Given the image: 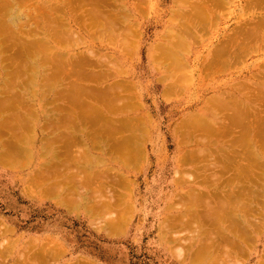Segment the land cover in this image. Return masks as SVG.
<instances>
[{
    "label": "rangeland",
    "instance_id": "rangeland-1",
    "mask_svg": "<svg viewBox=\"0 0 264 264\" xmlns=\"http://www.w3.org/2000/svg\"><path fill=\"white\" fill-rule=\"evenodd\" d=\"M19 1L16 0V3L14 2L12 7H14L13 9H15V10L18 7L19 12H20V14H17L18 16H20L22 14L21 18L19 19V20H21V21H19V23L20 22L22 23V21L26 20L27 24H25L26 21L23 22V24L18 23V26H16L17 29L14 28V30H13V28L9 27L11 31L13 30L12 32L15 33V35H16V32H18L16 36L14 34H13L14 36H12L10 34L11 35L10 38L8 36H10L9 33H12V32H10L9 29H8V32L7 31L0 32V34L3 33L2 37L0 35V38L5 40L4 37L5 36L7 37V39L5 41H1L3 44L0 42L1 45L3 46V49H2L1 48L2 46L0 45V53H1L0 54V70L2 69V66L5 67L4 63H5V65L8 64L11 67H12V65L15 64V66H13V68L15 70L18 68V66H17L18 62L16 60V59H18V57L10 56V54L8 55L9 52L11 54L14 53V55H16V53L19 50V48H17V47L21 46L18 44L19 41L18 42L16 41L17 38H15V37H18L19 36L18 34H20V35L22 34L23 39L26 38V39L30 40L32 35H30V33L27 32V29L29 30V28L32 27L31 33L34 31L35 28L37 29V25L39 23L38 17H40V11H44L43 8L37 6L39 4V2L43 1V0H28V1H25L24 3L21 1L19 2ZM61 1L63 2L65 0H61ZM61 1L49 0V2H51V3H49V4H51V5H49V6H51V8L53 7L52 6L53 3H55L57 5V7L59 8L58 9L57 7H55L59 10V12L57 10V12L59 14L56 12V9H54L57 17L59 15L63 16L64 12H65V10H62L64 8L62 5L63 3H61ZM98 1L99 0H97V5L94 4L95 5L94 7H96L98 10H101V12L103 11L102 14L105 11L110 12V13L109 12L104 13V14H106V17H107V15L110 17L111 14H113V13L115 14V15H112L113 19L111 21L113 23H110L111 25L113 24L114 27L118 26V28H116V27H115L116 29L114 28L115 32H114L113 28H111L112 26L107 24L106 26H108V27L110 26L109 30H110V32H112V34H109L110 33L109 32L108 35H110V36H107V32H108L107 31L106 34L104 33L105 35L104 34L99 35L98 31H97V34L95 35L96 38H95L94 35L90 36L91 33L87 34L85 31H83L84 30L82 28L83 26H81L80 24L78 26L77 24L79 22L76 21V19L71 18L72 19L71 22L68 23V29H70L71 31L73 30V31L77 32L78 38L82 37V40H81L82 42H80V43H83V44H80V43L78 44V41H72L73 43H71V44L73 46H70L68 44V43H70V41H68L66 45L61 44V43L59 44L57 42V43H54L53 46H55V50H61L62 49V51L65 54H70V55L74 54L75 55L76 53L78 54L80 52V55H81L82 53H84V55L82 54V56H84L83 58L85 60H86L85 57L87 56L86 52H88V53L93 52L95 54V56L90 55L91 57L88 56V59L90 58V60L92 61L91 58L93 56L94 58L98 59L96 61L101 60V63L100 62L97 63L96 61H94L97 64H95V63L92 64V62H91V64L93 66L91 65L90 67H92V68L89 67L88 70H90V71L91 70H93V71H95V70L96 71H106L108 73L109 79H107V76H106V83L105 84L111 83V82L117 81V80L120 82L124 81L125 84L126 83L129 84V86H127L128 89L125 88L126 90H128V94H126L127 91H126V93L124 91V93L126 95H129L128 97L132 98V100L131 99L130 100L132 101L133 105H131L132 103H129L131 105V107H129V105L127 107V104H128L127 102L128 101L130 102V100L126 99V101L128 100L126 102L127 103L126 108H124L122 112L121 111L118 113L111 112L108 116V117H111L110 119L112 120L114 125L117 123V121L119 123V119L122 120V118H124L123 120H125V118H129V120L126 119V121H128V124H130L132 126H133V122H135L134 125H135V127L137 126L136 129H134V127H133L135 132L132 131V128L128 129V127H126L127 122L124 121L126 126H124V124H123V126L120 127L122 133H121V131H118V133L117 132H114V133L110 132L111 135L108 134L110 137L111 136L117 137V136H115L116 134L117 135L121 134V136L123 137V136H125L123 134L128 135L132 132L131 137L128 138L129 140L127 139L126 143H125L126 140H124L125 148L130 149V151H128V149H126L128 151V153H127L128 155L123 152L124 154H126V157H125V155L124 156L121 155L122 154L121 151L118 150L120 152V156L118 153L117 154L118 159L116 158L117 161L114 158V162H113L112 161L113 159L111 160V158H112V155H115V154L112 153V155L109 157V154H106L107 152L104 153L105 155H103L102 152L100 151L103 149V147H107L106 145H104L105 143H103V141H101V143H99L101 149L98 150L99 148L98 149L96 148V144L98 143L99 140L98 141L96 139L93 140V138L91 140L90 139L91 137H90L89 141H93L96 144L94 145L95 146V149H94L93 148L94 146L93 147L91 146V144H93V142L90 144V142L88 141V146H90V147H88L90 149L89 155H92V156L94 155L97 157L100 156V158L103 161L105 160L104 162H107V161L108 162L105 165L103 163H102L103 165L100 163L102 166L100 164H99L100 166H98V164L95 165L94 159H90V160H93V162L91 161V163L94 164L93 165L90 163L92 166L91 167L90 164L85 166L84 163L86 162V158H85V162L82 161V163L84 164V168L85 169H87V168L89 169V167L93 168V169H91L92 171H94V170L97 171L98 169H101V170L107 169L105 167H109V169L115 168V170H113V171H115L114 173L112 170L110 171L108 169L110 171V173L108 172V170H106L109 173V175H107L108 173L105 172L107 174H105L106 176L104 175L103 178H102L103 174L98 175L99 173L97 172L98 178L101 176V178H100L101 181L106 179L103 182H100V180H98V178H94L97 175H94L93 173H91L92 175H94V177L92 176V178H94V180L97 179L98 181H96V180L94 181V180L90 179L91 182L94 183L93 188H92L93 190L96 191L95 186H97V183L101 184V186L98 184V187L100 186L101 188L104 189V191H103L104 194H101L103 192L100 193V195H103L102 201H104L105 200L104 197H106L107 200H105V201L107 202L109 199V201L110 202L112 201V203L114 205L111 204L110 207L107 206L108 208L105 209L106 206L104 204H102L103 202L101 201V203H99L100 201H98L101 199H98V198L97 199H93V198L89 199L88 194H92V193H90L91 192L90 190H92V189L88 188L89 190L87 191L86 186H88V184L90 185L91 182L89 180L90 183L86 182L88 184L86 186L85 185L82 186L81 185L82 183L80 182L81 180L79 181V179H78L79 176H77V175L79 173L80 178L82 179V177H84L83 180L85 181L86 180L85 177L88 174H89L88 176H90V173H88L90 171H88V169L84 171V169L82 168V170L84 172L83 171L78 172V170H76L75 168L79 169L78 167H80V168L83 167V164L79 163V164H82L80 166H78L79 164H77L76 166H78V167H76L74 165L75 160L78 161V159L76 157L81 152L83 153L82 149H81V151L77 149L78 143L77 144L73 143V146H69L66 142H64L65 144H63V141L58 139V141H59V143H58L57 139H55L59 145H60V142H62L63 147L68 145V147L71 148V150H70V148L68 149L66 147V149L70 150L69 154L70 153L72 154V151H74L73 152V155H74L76 150H78L76 152V155L73 156V161L71 160L72 158H70L72 155L69 157V154H68V157L70 159L68 157H67L68 159H66V155L64 157L66 160H71V162H73V164L71 163L72 165L69 164L70 166L68 165V166H66L67 168L66 167L65 168L66 169L69 168L68 172H70V173L72 172L73 174H77V175L74 176L72 174L69 179L66 178L67 180L62 181L63 179H65L63 176L69 177L68 175H70V174L67 173L66 169H63L66 171H62V172H65L67 174V176H66V174L64 175V173H63V175H61L62 174L61 172H60L61 174H59V173L57 174V172L61 169L60 167H62V166H60L63 164L62 161H66L65 159L62 160L63 157L61 156L65 153H60L61 150L64 151L65 148L60 149L62 147L59 148L58 144L55 143V141L52 142V140L49 139L50 136H52L51 131L52 132L55 131L53 128L55 125H53L51 127L49 125V123L54 124V122L52 120L57 119L58 115H60V114L64 116V114H62V113L65 112V110L63 112L62 111L60 112V111L55 110L54 108L57 107L59 102L61 103L65 97H62L63 99L61 101L59 100L56 102L54 101V99L58 100L57 97L60 96L59 94H60V91L62 90V88L64 87L63 84H65V81L60 80V81H58L60 83L56 82V83H58V84H56L57 87H55L54 86L55 83H53L54 89L52 88V90H51V92L53 91L52 93H50L49 89H47L48 90L47 92L46 91L44 93L42 92L45 95V96L43 95L44 98L42 99V101H39V99H37L36 97L35 98L31 97L32 96L31 93H28L29 89L27 88L28 90H26V88H25L26 80H24L25 83L23 81L21 82V84L23 83L22 85H19L20 82L17 83L18 84L17 86H16V83H14L15 87H17V89L15 88V90H18V91H16V94L21 93L20 95L23 97L24 96V95H22V92H23V94H25L24 97L27 99L26 103L28 101L29 102L27 104L26 103L24 104V102L18 103V101L17 102L11 101L13 103V105L23 104L25 108L23 107L24 108L23 109L22 106L20 105L21 106L20 108L17 107L18 112H17V108L15 109L16 110L15 112L14 111L12 112L11 110H9L11 113H14V114L18 113L17 117L12 116V114L10 113L11 119H9V120L8 119L6 120V118L9 117V116H7L9 111H7V110H6L7 112L3 111L4 114H2L3 112L0 113V120L2 119L3 123H4V121L5 122L7 121L6 123H8L10 125V123L8 121L11 122L13 120L12 118L14 117L16 120L20 119L19 122L23 123L22 119L20 118V116H22V115H19V113L20 114H26V112L28 113L32 109L31 115H32V112H34L35 116L34 115L31 116L33 118H32V120H30L29 123H27V129H25L24 127H20V129L23 130V131H20V133L26 132V133H23V134H26V137H27V135L28 136L34 135V136H32L34 139H32L31 137H30V139L28 137L29 140L27 139L29 142H31L33 140L32 141L33 144L31 143L32 145H29L31 148L28 146V148L31 149L33 156L32 157L31 156L30 157H27V156L15 157L16 158L15 160L14 159L9 160V157H8V160H6L3 155H2V158L0 157V228L3 227V229H0V232L2 230V232L0 233V264H12V263L16 264V262H18L17 264H28L29 262H30L29 264H32L33 262H34L33 264H192V263L193 264L194 263L195 264H201V262L203 261V260H201L202 258L200 257V255H196V257H195L194 251L198 253L199 249H201L203 247H206L208 249L209 244H208L207 240H209L210 242H213V245H214V242H215V244L218 242V241L217 242L215 241V240H218V238H215L216 235L218 236V232L216 231L217 234L213 235L214 234L212 231V230H214L213 228H215L216 226L221 227V225L228 224L229 223L228 219H229L230 215L226 216V215H228L227 213L230 212L231 208L234 209L235 206L239 208L240 207L239 205L241 203L239 204L238 202L236 203L234 201H233V203H231V205H230V203H228V200L231 201L230 200L231 195L229 196V194H227V190H225V189H227V186H225V185H226V182H228L230 180V178H229L231 175L230 171H229L230 175L228 174L229 176L227 175L228 176L227 178H225V177L223 178V179H225V184L223 183V179L220 178L219 180H217V183L214 185L213 182L216 181L217 178H215L213 180V176H210L208 178L209 181H210V178L213 180V181H210L214 185L213 187L211 185V188H209L210 185L209 186H205V184L200 185L199 184L200 181L198 182V184L197 183L191 184V182H189V181H191V177L189 179V176L193 177V175L196 174V171L194 170L193 166H195L194 165L195 162L197 163V164L196 163L195 164L198 165V161L196 159H195L196 161L194 159L189 160L190 159L189 156L187 155L188 156V159H187L186 158L187 156H185V155L188 154L189 151H191V150L196 151L195 149L200 148L201 145H205L206 148L207 147H211L212 149L214 148L213 152L216 150V152H214V153H215V155L219 156L220 155L219 153L216 154L217 150H218L216 147L220 146L221 145L220 143H222V142H224V145L225 144L228 145L227 142H229L228 138H230V135H226V136H228V138L226 136L225 137L221 136L223 139L225 138L223 141L220 139L221 138L220 136H219V138H218V136L217 137L213 136L215 140H216V138H218L220 140L217 139L219 142L216 140L218 143L215 142L216 144H212L213 137L212 138H210V137L206 138L207 135H205V137H204L205 133L201 135L200 133L198 134V132L195 133L193 131L196 127L195 125L192 126V128L195 126L192 131H191V129H190V131L188 130L190 133L191 132L195 133V134L192 133L193 136H192V134L190 135L193 139H191V137H190V139H187L186 136H189V132L187 130L184 131L186 126L184 128H180L179 125H178V127L176 125L180 121H183L184 120L183 118H185V117L191 118V116H192L191 114H195V116H196V117L194 116L195 119L193 117V120H196L193 122H197V120H199L200 115L203 117L206 116L207 123H208V120L211 121L210 123H208V125L211 123L213 124L212 119L216 121V118H217L218 122L219 121L223 122V120H221V119H223V117H224L223 115H227L226 113L222 115L220 112H216L215 110H213V112L209 111L210 107L212 108L211 105H210V107H209V105L207 106V108H209L208 109L209 112L207 111V109H205L206 112L204 109H201V108H204L208 104L207 101L209 99H211L212 97H215V95L217 97H218V95L220 97L221 96L224 97V95L221 93V92H223L224 89L229 91L231 89L230 86H232L234 84L236 85V82H239V81L243 82V81L247 80V78L249 79L250 77H252L253 73L255 74V78H257L258 81H264L263 80L264 79V75H263L264 74L263 73L264 68H262V67L259 68L261 64L264 65V51L262 50L263 47L260 48L261 46L258 47L257 49L253 48V50H250L248 53H242L244 57L242 56V54H239L240 56H237V57L238 58L241 57L240 59H238L237 57H234L235 60L230 59L231 61L228 62V65L223 67V70L218 69V71L214 70L215 72L211 71V72L205 73V72H203V69L198 70V67L196 66V65L201 63L199 61L203 60L204 57H206L207 54L212 51V49L215 47V45H216V48H218V47L220 48L222 46V47H225L227 49H230V46H229L230 43H228V42L233 43L231 40L233 38L228 40L229 39V36H228V39L226 40L225 36L227 35V33H229V35H230V33H232V31H231L232 28L235 29V28L239 27L238 23H239L240 19L238 18V16H241V14H244L241 16V18H249L252 20L256 19L259 16L263 17L264 16L263 15L264 14V10H263L264 7L261 6V7H263L261 9H259L260 7H254V9L251 7L252 12L250 13V10L243 8L245 6V4H244L245 0H224L225 5H221L222 0L221 1L219 0L220 2H217V0H211V2H213L214 4L209 2V4H208L209 7H211L210 6V4H211L212 8H213V5L216 6V3H218L217 6L215 8H213L214 11L217 9L215 11V12H217V13H215L216 18H212L213 19V21H212L211 15H208L209 20H208V22L205 23V25L207 27L204 26L201 29L202 31L200 29L194 28V26L191 24L189 26V28H190V30L193 31V33H194V30L196 31L194 33V34H196V36L192 35V31L190 32V30H188V31L186 30L187 32H190L189 34L183 30L184 33L186 32V35L189 36V37H186V39H188L189 41L188 40L183 41V43L184 42L186 43V44L185 43L183 44L186 48L181 47V48L185 49V51L183 49L179 48V46H177L179 49L178 48L175 49L174 48L175 46H173V49L176 50V53L173 50L172 54L173 55L176 54L175 57L177 59L180 56L182 61H179L178 63L183 62V63L179 64V67H180V65H182V66H186L187 68L186 67L181 68L180 72H182V76H180L179 67H175L176 66L175 65L174 70L176 68H178V69H176V70H178L177 72L175 70V75L177 73V74H179L180 77L178 75L175 76L173 74L177 78H175L173 76L172 77L173 80H172L170 78L171 76H167V75H170V73H168L169 70H167V67H166L167 65H165L166 62L163 61L166 58H164V59L162 58V56L166 54V53L163 54L165 52L164 50H166L164 47H166V48L171 47V42H170L171 38L169 36H170V34H172V32L177 37L178 36H180V38L182 37V31H181L182 28H179L180 26H177L178 24L183 22V19L185 18V14L181 13V12H183L184 9H187L186 6L187 7L189 6L188 8L190 9V8H192L191 6H193V5L190 3L191 4V6H190V4L188 3V0H187L188 4L186 3L185 5L182 3V2H184L183 0H181V2H180V0L179 1H177V0H140V1L139 0H109L111 3H109L107 0H101L103 2L102 4L100 3V1L99 2ZM104 1L105 2L107 1L108 3H105ZM137 1H138V4L136 6ZM176 1H177V3H176ZM178 2H180V4ZM185 2H186V0H185ZM64 3H66L68 5H73V7L68 6L67 9L69 11L74 10V12L76 14H77V11H79L78 8H80V6H81V3H80V5L78 3H76V5H74L75 3L73 1L67 2V0H66ZM89 3H90V1H89ZM94 3H96V1H94ZM181 3L185 7L182 6ZM16 4H18V5H16ZM87 4L88 3H86V5ZM103 4H105V5H103ZM108 4H110V6ZM175 4H177V5H175ZM222 4H223V2H222ZM227 4H228V6H227ZM78 5H79V7H77ZM92 5L93 4H91V6ZM91 6H89V4H88L87 6H84V7H87L88 10H91V8H90ZM99 6H100V8H99ZM221 6H223V7H221ZM82 7H83V5L81 6V8ZM176 7L179 8L180 12L178 11V9ZM212 8L210 9L211 11H213ZM255 8H256V11H254ZM83 9L84 8H82V11H83ZM87 9H85V10L88 13ZM171 9H173V11L174 10L175 11L173 12V11H171ZM257 9H259V10H257ZM176 11H177V13H176ZM244 11H246V12L248 11V13H250L249 17H247L248 15H246V13H244ZM55 12H54V14H55ZM72 12H70V13H72ZM74 12L72 13V16H73ZM119 12L121 15L124 14L127 17L122 16L123 17L122 18L121 15L119 14ZM123 12H126V14ZM172 12L174 13V17H173ZM178 12H179V14H181L179 16L182 18H183V14H184L183 19L178 18V16H177ZM116 13H117V15H116ZM3 14L6 15L5 12ZM79 14L80 13L78 12L77 16ZM83 14H81V15H83ZM7 16L8 15H6L4 17L5 20H6ZM27 16H29L30 18H27ZM254 16H256V17H254ZM114 17H118L119 20L117 18H114ZM169 17L172 19L169 20ZM212 17H213V15H212ZM62 18L64 20V17H62ZM173 18H175V21L173 20ZM177 18L179 21L177 20ZM29 19L31 21H29ZM120 19H122L123 21ZM101 20H102V18H101ZM124 20H126V21H124ZM168 20L171 22H169ZM117 21L120 22V24ZM121 21H122V23L126 22V26L124 23L122 25ZM211 21H212V23H211ZM28 22H31V23H28ZM174 22H176V23H174ZM114 23H116V24L114 25ZM129 24H130V26H129ZM27 25H28V27H26ZM34 25H36L35 28H34ZM120 25H122V26H120ZM8 26H10V25H8ZM38 26H40V23ZM127 26H129L131 29H133V27H134V29H133L134 35L132 34L131 29L128 28ZM234 26H235V28H234ZM18 27H19V29H18ZM123 27L124 28L126 27L127 30L130 29V31H128L129 33L126 32L127 30L123 29ZM119 28H121L122 31ZM169 29L176 30L175 33L179 32L180 35L175 34L174 31H171V30H170L171 33L168 32L169 35H168V33L166 35V32L169 31ZM35 31L33 33H35ZM37 31H38V29H37ZM122 32H123V35H124V33H125V35H127L126 39L128 38L129 40H132L129 42L127 39V41H128L127 46H130V47L133 46L132 47L133 49L129 47L132 50L128 49L127 53L124 51L125 49L122 50V45L120 43V41H122L120 39L122 37ZM7 33H8V35H4ZM94 33H96V32H94ZM126 33H128V34H126ZM184 33H183V35L185 36ZM190 34L195 38L193 39V37L190 36ZM36 35H37V37H41L42 33H41V36H38V34H36ZM119 35H121V37ZM27 36L28 37L31 36V37L28 38ZM135 36H137V38L134 39ZM167 36L170 39L167 38ZM13 37L15 38V40H13L14 39ZM114 37H115V39H114ZM21 38H19V39H21ZM34 38L36 39L35 36H33L31 39L33 40ZM223 38H225V40H223ZM2 39H0V40H2ZM116 39H118V40H116ZM174 39L175 38L173 37V40ZM83 40H84V42H83ZM13 41H14V43H13ZM24 41H27V40L24 39ZM222 41L224 44L225 43H227V44L223 46V44H220V42L222 43ZM28 42H30V41H28ZM160 43L162 45H160ZM166 44L168 47L166 46ZM178 45H179V43H178ZM217 45H219V46H217ZM161 46L162 47L164 46V47L162 48ZM65 47H67V48L65 50H63V48H65ZM153 47L155 49L154 51H153ZM5 48L8 50V52H7V50H4ZM15 48H16V51H15ZM127 48L128 47H126V49ZM151 49H152V51H150ZM156 49L158 50V53L160 52L159 57H161V59H162L161 63H159V64H157L156 61L155 62L151 61V55H153V53L156 51ZM161 49H163V50H161ZM180 49L183 50V52L180 51ZM186 49H187V51H186ZM254 49H256V50H254ZM1 50H3V52ZM260 50H262V51H260ZM30 51H31V49H30ZM178 51L180 54L178 53ZM188 51H189V53H188ZM85 53H86V56H85ZM156 53H157V51L154 54H156ZM5 54L7 57L10 56L9 58L10 59L12 58V59L11 60L5 59L6 58L4 56ZM229 54H230V51H229ZM21 56L22 55H20V57H19L21 59V60L19 59V61H22V62H21V64L19 63L18 65H20V68L22 70L18 69L17 71L21 75L23 73L24 77L25 76L29 77L30 76L29 75L30 74L29 73L30 72L29 67L23 66L24 69L26 68L25 71L21 67L22 64L23 65L26 64V63L24 64V62H25L24 56H22V57ZM14 57H15V59H13ZM163 57H167V55L163 56ZM60 58H59V56L57 57V59H60ZM1 59H3V60H1ZM55 60H56V58H55ZM102 60H104V61H102ZM56 61L58 62V60H56ZM159 62H160V60H159ZM167 62H170V61H167ZM99 63L103 64V65L100 66ZM184 63H186L188 66L186 64L183 65ZM98 64L100 67L98 66ZM161 64H163L165 66H163V65L159 66ZM9 66H7L8 69H6V67H5V70L7 71V73L6 72L5 73L6 74L9 73V77H11L12 73L14 74L15 71H14V69L11 71L10 70L11 67H9ZM96 66H98V67H96ZM168 68H169V66H168ZM185 68H186V71H191L190 73L189 72L187 73L188 76H187V74H185L186 73V71L184 70ZM189 68H191V70ZM163 69H165V70H163ZM194 69H196V70H194ZM19 70H20V72H19ZM9 71H11V73ZM47 71H49V69ZM47 71H45V72H47ZM259 72H260V74H259ZM261 72L263 75L262 78L260 77ZM15 74H17V73H15ZM20 74L18 75L19 78H20ZM111 75H112V77H111ZM18 76L15 77L16 80H19ZM163 77L166 78L165 82H164ZM168 77H169V79H168ZM178 77L180 78V81H179ZM181 77H183V78H181ZM174 78L177 80L178 84H176V90L174 89L175 90L174 94H173V92H172V94L170 92V95H169L168 91L165 90V87L170 82H174V85H175V83H177V82H175ZM26 79H28V78H26ZM20 80H22V79L20 78ZM84 80L82 81V83L85 82V84H88V86L91 85V87L93 86V88H94V86L96 87V83H93V82H96L95 80H92L93 82L88 81V80L91 81V79H88V80L86 79L85 81ZM99 80L97 79V81H99ZM4 83H5V81L4 80L1 81V79H0V87H2L4 85ZM85 84H82V85L85 86ZM65 86H66V84H65ZM13 87L14 86H12V88ZM18 87H20V88H18ZM2 88H6V86L4 85ZM10 89H11V87H10ZM10 89H8V91L5 90L8 92L7 93L4 91V89L1 90V88H0V90L2 92L4 91L3 92L4 94L0 91L1 101H2V99H5V98L11 96L9 94H11L13 91H15V90L11 91ZM20 89H22V90H20ZM44 90H46V89H44ZM58 90H60V91H58ZM162 90H165V91H162ZM54 91H56L55 95H57V92H58L57 96H53ZM218 91H219V93H218ZM46 93H47V96H46ZM121 93H123V91H121ZM6 94H8L9 96H7ZM27 94H28V96H27ZM164 94L169 95V97H165ZM123 95L124 94H122L121 96H123ZM211 95H213V96H211ZM3 96H6V97H3ZM210 96H211V98H208ZM125 97L128 98L127 96H125ZM60 99H61V97H60ZM66 99H64L63 101H65ZM51 100H52V102H49ZM67 100L65 103L70 102L69 100L67 102ZM123 100H125V99H122V101ZM47 101L50 104L45 103ZM205 101H206V104H205ZM118 103H119V101H118ZM28 104H30V105H28ZM47 104H48V106H47ZM70 104H72V103H70ZM134 104H136V105H134ZM25 105L28 106V108L30 106L31 109L29 108V109H27L28 111L25 112L24 110L27 108ZM32 106H33V108H32ZM50 108L54 109V110L53 109L50 110V111H52L51 114L49 113V110H48ZM71 108H73V109L75 108V110H77V111L79 110V109H77L78 107L77 106L75 107L74 105H73V107L71 105ZM41 109L46 111V115H44V116H47V118H48V116L49 117L53 116L54 119H53V117H51V118H49V119H51V121H49V120L44 121L43 118H45V117H42L41 115L39 116V114H38ZM210 110H212V109H210ZM227 110H228V108H226V111ZM35 111H36V114H35ZM37 111H38V113H37ZM219 111H221V110H219ZM261 111H262L261 112L262 115H264L263 114L264 110H261ZM5 113H7V114H5ZM197 113H198V119H196ZM211 113L213 115L215 113L216 115L213 116ZM218 113H220L223 117H220L221 115ZM222 113H224V111H222ZM228 113H230L229 110H228ZM256 113L257 114H253L254 116L251 114L247 117V118H251V119H249V121L250 120L253 121V119L255 117H258V116H255V115H259L258 112H256ZM188 114H189V116H188ZM37 115L39 118L37 117L36 119H34V117H36ZM262 115H259V116H262ZM218 117H220V119H218ZM131 118L132 119L135 118V119H133L134 120L133 122H132ZM136 118H137V120H136ZM139 119H141L142 121H140ZM16 120L13 121V123H11V126H10V128L12 127L11 129H9V127H7L9 129V131H8L9 134H13L14 130H17V126L16 127H15V125L12 126L14 124V122H16ZM80 120L81 119H79V120L75 119V121H74V119H73V120H71V122H69V125L70 126H72L73 124L75 125L78 121V123L80 125L78 127V130L80 128V130L82 131V129H85V126H84L85 121L83 120V124L81 123L83 126L82 127L80 124V122H82V120L81 121ZM190 120L192 121V119H190ZM47 121H49V123ZM201 121H203L204 123L206 122V120H203V119ZM225 121H227V120L225 119L224 122ZM19 122H18V124H20ZM108 122H110V120ZM85 123H86V127L91 126L89 124L90 122L89 123L85 122ZM45 124H48V125L45 126ZM65 124L68 125V123H66V122H65ZM106 124H105V127H107V131H108V126L110 124L108 126H106ZM180 124H181V122H180ZM43 125L45 128L43 127ZM76 126H78V125H76ZM189 126H191V125H189ZM189 126H187L186 129H189ZM210 126H213V125H210ZM4 127H2V130H4L3 129ZM28 127H29V131H28ZM32 127L35 130H33ZM89 127L87 128V130L89 129ZM98 127H100V126L98 125L97 128ZM110 127H112V123H111ZM129 127H131V126H129ZM231 127H232V129L234 128V130L236 131L237 134L241 133L240 131H238V130H240L239 126L235 125V127H233V126H231ZM0 128H1V126H0ZM13 128H14V130H13ZM46 128L48 129V131L46 130ZM51 128H53V129H51ZM58 128L60 129V127H58ZM137 128L140 131L136 132ZM179 128L183 129V131L185 132V133H183V136L185 138H183V136H181L182 134L179 135L180 134L179 132L182 131V130L181 131L178 130L179 131L178 132L177 129H179ZM212 128H215V127H212ZM212 128H210V129H212ZM41 129H43V131H42L43 133L46 131L45 134L47 133L46 135L49 137L47 139H48V141L50 140L51 145H52V143L53 144L55 143V145L57 144V147L55 145H52L53 147H52V149H50L51 151L49 150L50 151L49 153L46 149H44L46 151L43 152L42 154L40 153L41 151L38 152L39 148H40V144H41V142H43L42 140H40V136H41L40 130ZM24 130H27L28 133H27V131H24ZM130 130H131V132H130ZM241 131H242V129H241ZM10 132H12V133H10ZM78 132L80 133V131H78ZM1 133H4V132H0V134ZM15 133H16V131H15ZM186 133H188V135ZM17 134H19V132H17ZM17 134H15V135H17ZM23 134L21 133L20 137ZM1 135H5V134H1ZM5 136L7 138H8V136L10 137V135L7 136V133ZM5 136H4L5 139L1 138L2 141L0 140V152L4 149H7V147L6 148L3 147L4 149L1 147V146H5V144L3 142V141H6ZM132 136H133V138H132ZM209 136H211V134ZM106 139L107 138H105V140ZM112 139L114 141V139H116V138H112ZM118 139H120V137L117 138L116 140H118ZM122 139H124V138H122ZM130 139H132V140L130 141ZM195 139H197V142L195 141ZM198 139L200 141L205 140V139H210L211 141L206 140V141H209L208 144H206V143L203 144L205 141L204 142L202 141V143L201 142L199 143ZM95 141H97V142H95ZM108 141H109V139H108ZM129 141L131 144L128 143ZM225 141H226V143H225ZM255 141H256V143L260 142V141H258L257 138ZM106 142H107V140H106ZM69 143H71V145H72V142H69ZM256 143L254 144V145H256L255 148H258L259 145ZM81 144L82 143H80L78 146L80 147ZM14 145H15L14 149H16L15 148L16 144L14 143ZM222 145H223V143H222ZM85 146L83 144L82 147H85ZM116 146H115L114 150L119 149L118 148L119 146L117 148H116ZM12 147L8 148L9 151H10V149L14 150ZM49 147H51V146H49ZM123 147H124V145H123ZM74 148H76V150ZM211 148H208V150ZM57 150H60V152ZM116 150L114 152H116ZM211 150H210V153H211ZM53 151L54 152L56 151L61 155H59V156H58V154L54 155V157H55L54 158L53 155H51V154H56V152L53 153ZM12 152H14V151H12ZM16 152H17V150L14 152V154ZM64 152H66V151H64ZM213 152L211 154H214ZM16 154L18 156L20 155L19 153H16ZM66 154H67V152H66ZM215 155L213 157H212V155L209 156V157H212V160H210V162L215 160V159H213L215 157ZM57 156L59 158H56ZM241 156H243V155H241ZM182 157L183 158L185 157L186 160H185V158L182 159ZM60 158H61V160H60ZM206 158H208V156ZM216 158H218V157H216ZM52 159L56 160V162L58 159L59 165H58V163H57V165H55L56 162L54 163V161H52ZM80 159H82L81 156H80ZM119 159L121 162L119 161ZM236 159H237V161H238V159H240L239 162L242 161L243 164L246 162V159H243L240 157L236 158ZM241 159H243L245 161H243ZM202 160H204V164L206 162H209L207 159L205 161V159L203 158L200 160V163L202 162V164H203ZM216 160H218V159H216ZM221 160L222 159H220V161ZM227 160H226V162H223L224 164L223 163L219 164V166L220 165H222V166L223 165L224 166L230 165L229 161L231 159L229 161H227ZM59 161H61V163ZM87 161H89V160L87 159ZM99 161H97V162L99 163ZM262 161L264 162V157L261 159L260 162H262ZM68 162L70 163V161H68ZM78 162H76V163H78ZM89 162H87V163H89ZM185 162L187 165L185 164ZM218 162L216 161L215 163H217V165H218ZM227 162H228V164H227ZM261 164L264 165V163H260L259 165L257 164V167H255L254 175H255V172L257 174L255 175L254 181L250 183L253 185L250 188L251 189L250 191H252L251 192L252 196L250 198H248L247 195L246 196L244 195V197H243V194H242L238 197L241 202H244L243 209H246V207H250L249 209H251V210H249V212L247 214V217H248L247 221L249 220L252 225L249 224L250 222L245 221L246 220V218H245L246 216H245L243 218L244 219L243 225L239 224L242 227H237V228H243V226H245L246 229L248 228V230H249V231L247 230V232H246L247 234H245V237H244L245 240L243 239L245 243L243 242L242 239L240 240V243L237 242L238 243L237 249H240V247H241V249H243V250L240 249L241 251L239 253L237 252L238 255L237 254L231 255V256L229 255L230 257L225 255L226 258H223L224 256L221 257V256L215 254L216 253L215 252L214 253L215 255H213V254L210 255V257L211 256H213V257L210 258L208 256L209 257L208 259L210 260L209 264H220L219 261L221 262V260H223V259H226V260H223L221 263H224V261H225L224 264H226L227 260L229 258L231 261L228 260L227 264H264V255H263V252H264V250H263L264 249V167ZM42 165H44V167L45 166L46 167L41 168L40 166H42ZM48 165H50V166L48 167ZM73 165L75 166L74 167L75 171H72ZM52 166H56V168H57V166H60V167H58L60 169L57 168L58 169V171H57L55 169V167L53 168ZM226 167L231 168L232 165H231V167L230 166H226ZM258 168H261V172L259 171L260 169L258 170ZM38 170L40 172L43 170L41 173H43L45 171L43 174L38 172V175L40 173L41 176H43L46 172L48 174V171H46V170H49L51 173L50 177L53 174L54 177H55V175H57L56 177L60 178L59 175H61V179H56L52 176V178H54V179L51 178V180H50L49 179L50 177L48 175L49 180L47 179V177L45 178L47 182L43 181L44 178L41 181L40 180L41 178L40 179L38 178V177H41L40 175L38 177L34 176L35 173L37 175ZM51 170H55L56 172L53 171V173H52ZM214 172H217V171H214ZM101 173H104V171ZM197 173H199V171H197ZM217 173H219V172H217ZM112 174H114V175H112ZM191 174H193V175H191ZM212 174H214V173H211V175ZM226 174H224V176H226ZM196 175L200 176L201 174L200 175L196 174ZM217 175H220V173ZM257 175H258V178H256ZM88 176H87V179H88ZM110 177H112V178H110ZM217 177H219V176H217ZM221 177H223V176H221ZM33 178H36V180L37 179L40 180V181L37 180L38 183L41 184V185H39V187L36 186L37 181ZM89 178H91V177H89ZM198 178H200V177H198ZM76 179H78V182H80V184L78 185L79 188H77V185H76L77 182H75V181H77ZM188 179H189V181H188ZM256 179H257V183L255 182ZM68 180H72L71 182L74 181L76 183L75 184L73 182L74 188L77 189V191H78L77 193L73 192L75 190L74 188H73L74 189L73 191L69 190L68 185L70 187V184H72V183L68 182ZM220 180L222 181L224 188L221 185L220 190H218V192H220V193H218L217 191H215L217 189H215L214 187L218 188L217 186L219 184H222V183H218V181L221 182ZM33 181L36 183H34ZM56 181H59V182H56ZM107 181H108V183H107ZM120 181H122L123 183ZM44 182L46 183V185ZM53 182H54V184L57 183L56 185H58V187H56V185L52 186L51 184ZM105 182L107 184H105ZM109 182H111V183H109ZM201 182H204V181L202 180ZM113 183H116V185ZM206 183L208 184V181ZM118 184L119 185L121 184V186H119ZM49 185L52 186L53 190H49V188H48ZM80 185L83 188H81ZM54 186H55V189L57 188L56 191H54L55 190L53 188ZM63 186H65L66 188L64 189ZM71 186H73V185H71ZM84 186L86 187L85 189H84ZM108 187L110 189H108ZM111 187L113 189H111ZM70 188L72 189V187H70ZM192 188L193 189L195 188V190H194L195 192L200 191L201 193L203 192V189H204L205 193L206 194L208 193L207 195H209L208 197H210V198L212 196L211 194L214 191H215L214 195L219 194V196H220V194L221 195L227 194L226 196L228 197V200L225 199V197L223 195L222 196L224 198H221L222 196H220V198H219L222 200L223 199L227 200L226 204L229 205V206H227L225 204L226 205L225 207L227 209H224L225 207L223 208L222 205H219L221 207L218 206L219 210L221 208V209H224V211L228 210V207H229V212L227 211L226 214L224 213L223 210H221L222 213H224L223 216H222V213L219 214V211L217 213L219 215L217 216V214H216L217 218L218 217L220 218V216H222L221 221L219 222L220 225L218 224L217 220H216L217 223L214 222L215 217H214V220L212 219L213 221L210 219L211 218L210 216L208 217V215H211L212 213L209 214L210 212H207V210H206L207 207L206 208L204 207L205 203L206 202L209 203L210 199L208 201L205 200L203 202V204L202 203L201 204L198 203L199 205L195 204L198 207H202V209L198 208V207H193V209H192V210L198 209L199 211L201 209V211H203V212H200V213L201 214L204 213V215L207 214L206 216L210 220L205 219L204 217H206V216L201 215L199 213V211L197 212L195 210V214H194V212L192 213V210H190V209H189L190 211H188V209L186 208V205L189 204V202H188L189 200L185 196V193H187V191H190V189H192ZM196 188L198 191H196ZM221 188H222V190H221ZM67 189L69 191L73 192L74 194H76L77 197H79V200H78V198H76L78 201H75V199L74 200L72 199V197L73 196L76 197V195H66ZM99 189L100 188H98V190ZM105 189L107 192L105 191ZM85 190H86V192H88V194L85 193ZM44 191L45 192L49 191L50 193L49 192L45 193ZM100 191H102V189H100ZM108 191L110 193L111 192L112 193L109 194ZM116 191H117V193H116ZM210 191L211 192L213 191V192L211 193ZM221 191H223V192H221ZM55 192L58 193L56 196H55ZM225 192H226V194H224ZM73 193H71V194H73ZM82 193H84L83 195L86 194V198H83L85 196H82ZM97 193L95 192V195H98L97 197L102 198V196H99V191ZM49 194H52V196H54V197L49 196ZM206 194H204V195H206ZM95 195L93 194L91 197H93ZM204 195H202V196L204 197ZM216 196H215V198L219 197V196H217V197ZM206 197L207 196H205L204 199H206ZM208 197H207V199H208ZM183 198L185 200H183ZM115 199H117V200H115ZM95 200H97V201H95ZM200 200L203 201L202 198ZM201 201H197V202H201ZM66 202H68V203H66ZM77 202H79V203H77ZM92 202H93V204L96 203L95 204L96 206L91 204L93 209L91 208V206H89L90 203H92ZM210 202H212V199ZM98 203H99V205L97 206ZM213 203H215V200H213V202L210 204V206H212ZM216 203H217V201H216ZM220 203H222V202H220ZM118 204H119V206H118ZM232 204H234V206H232ZM88 206H89V208H88ZM213 208L214 207H212V209ZM217 209L215 208V210H217ZM239 209L242 210L241 207ZM90 210H93V211H90ZM94 210H96V211H94ZM204 210H206V211L204 212ZM246 211H248V208H247V210H244V212H246ZM95 212H96V214H94ZM189 212H191L193 215L192 214H191L192 216L189 215L190 214ZM216 212H214V213H216ZM185 213H186V215H185ZM242 214H243V216L245 215V213H242ZM240 215H241V213H240ZM121 216H122V218H121ZM190 216L193 218H190ZM213 216H215V215H213ZM223 217H225L227 219H225V218L223 219ZM195 220H199V221L201 220V222L197 221V223L198 222L200 224L202 223L203 226L201 224L198 227H196V225H198L199 223L196 224ZM222 220H223V222L228 220V221H226L228 223L224 222L222 224L221 223ZM118 221L121 223L119 224ZM109 222L110 223L112 222V225L114 223H117L118 225L114 224L116 226L115 228L112 226L110 227L111 224L107 227L106 224H108ZM178 222H180V223H178ZM185 222H187V223H185ZM206 222L207 223L211 222L213 224V226L214 225H216V226L211 228L210 227L211 223H208L209 226L207 227L206 226L207 224H205ZM175 223H177V224L175 225ZM191 224H193V226ZM168 225H169V227H168ZM204 225H205V227H204ZM164 227L166 230L164 229ZM194 227L197 228V230L199 229L198 235H196L198 231H196V229ZM220 227H218L217 230H220ZM192 228H193V231H192ZM202 229H204V230L206 229L209 232L212 231L211 232L212 236H214L215 239L209 234V232L203 231ZM210 229H212V230H210ZM215 230H216V228H215ZM3 231L7 232V233L2 235V233H4ZM112 231L114 233H112ZM187 231L189 234L187 233ZM245 231L243 233H245ZM193 232H194V234H192ZM201 232H202V234H204L203 232H206L205 233L206 238L203 237L204 235L203 236L201 235ZM207 233H208V235H207ZM190 235H191V237H190ZM194 235L197 236V239L194 238L195 237ZM200 235L202 236L201 237L202 239L200 238ZM192 236H194V237L192 238ZM207 236L212 237V239L207 238ZM188 237H190V239L192 238L193 240L192 239L190 240ZM240 238H242V237H240ZM200 239L201 240L205 239L204 241H202L205 244L203 247H202V245H199V243H198L201 241ZM194 240H195V242L193 243ZM191 241L193 244L189 243ZM30 242H32V244H30ZM202 242H200V243L202 244ZM228 244L229 243H226L227 246L226 245L225 246L229 247L230 244L229 245ZM29 245H31V246H29ZM187 245H189V246L187 247ZM7 246H8V248H7ZM177 246H179V247H177ZM210 246H211V243H210ZM3 247H5V248L3 249ZM189 247H190L189 251L186 250ZM196 247H198V248H196ZM39 248H41V249H39ZM178 248L181 250L183 248V250L181 252H179L180 254L176 252V251H179ZM184 248H185V250H184ZM55 251H56V253H55ZM1 252L2 253L4 252V254L1 255ZM181 253H183L184 255ZM209 253H210V251H209ZM22 255L25 259L22 257ZM33 256H34V258H33ZM197 256H199V257L197 258ZM204 256H202L203 258H205L204 263L202 262V264H207L208 262H206V261H209V260L206 259L207 255L205 257ZM35 257H38V258H35ZM193 257H195V258H193ZM39 258L42 260H40ZM195 259H197V260H195ZM26 260H28V263ZM31 260H32V262H31ZM198 261H200V262H198Z\"/></svg>",
    "mask_w": 264,
    "mask_h": 264
},
{
    "label": "bare ground",
    "instance_id": "bare-ground-1",
    "mask_svg": "<svg viewBox=\"0 0 264 264\" xmlns=\"http://www.w3.org/2000/svg\"><path fill=\"white\" fill-rule=\"evenodd\" d=\"M17 1H19V0H17ZM21 2H25V1H28V0H20ZM19 1V2H20ZM59 1H61V0H59ZM66 1V0H65ZM65 1H61V3H63L62 5H63V8L64 9H62V10H65V12H64V15L63 16H56V12H57V10L59 9L58 7H57V5L55 4V3H53L52 4V6L54 7H52L51 8V6H49V5H51V4H49V3H51V2H49V0H43V1H40L39 2V4L37 5L38 7H41V8H43L44 9V11H40V17H38V21H39V23H40V26H38L39 25V23H38V25H37V29H38V31H37V29L35 28V26L36 25H34V31H35V33H31V31H32V27L31 28H29V30L27 29V32H29L30 33V35H32V37L33 36H35L36 37V39L34 38L33 40L31 39L32 37L31 36H29V37H31L30 38V40H28V39H26V38H24L25 40H27V41H24V39H23V36H22V34L20 35V34H18L19 36L18 37H15V38H17L16 39V41L18 42V44L19 45H21L20 47L18 46L17 48H19V50H18V52L16 53V55H14V53L13 54H11L10 52L8 53V55L10 54V56H15V57H18V59H16L17 60V62H18V64L20 63L21 64V62L22 61H19V57H20V55H22V56H24V60H25V62H24V64L25 65H21V67L23 68V70L25 71L26 70V68L24 69V67H29V70H30V76L29 77H27V76H25L24 77V75H23V73H22V75L20 74V73H18V69H20V70H22L21 68H20V65H18L17 64V66H18V68L15 70L14 68H13V66H15V64L14 65H12V67L11 66H9L8 64H6L7 66H9V67H11L10 68V70L12 71L13 69H14V71H15V73H17V74H13L12 73V76L11 77H9V73L8 74H6L7 73V71L5 70V67H6V69H8V67L5 65V63H4V66L5 67H3L2 65V69L0 70V79H1V81H5V83H4V85L6 86V88H2V87H0L1 88V90H3L4 89V91L5 90H7L8 91V89H10V87H11V91H13V90H15V88L17 89V87H15V84L14 83H16V86L18 85L17 83H19V85H22L21 84V82L23 81L24 83H25V81L24 80H26V83H25V88H26V90H28L29 89V92L28 93H31V97L32 98H37V99H39V101H42V99L44 98V92L46 91H48L47 89H49V91H50V93H52L51 92V90H52V88H53V83H55V87H57L56 86V84H58V83H60V82H58V81H60V80H64L65 81V84H66V86H65V84H63L64 85V87L62 88V90L60 91V90H58V91H60V96H58L57 98H58V100H56V99H54V101L56 102V101H61L63 98L62 97H65L64 99H66L67 97L69 98H67L70 102L69 103H65L66 102V100L65 101H63L62 100V102L60 103L59 102V104L57 105V107H55L54 109L55 110H57V111H64L65 110V112H63L62 114H64V116L63 115H58V118L57 119H54V117L53 116H48V118H47V116H44V115H46V111L45 110H40V112L38 113V111H37V113L39 114V116L41 115L42 117H45V118H43V120L44 121H46V120H49V121H51V119H49V118H51V117H53V119L54 120H52L53 122H54V124H51V123H49V121H47L48 123H49V125L52 127L53 125H55L53 128H54V132H52L51 131V133H52V136H50V138L45 134V132L43 133L42 131H43V129L45 128L44 127V125H43V129H41L40 131H41V136H40V140H42L43 142H41V144H40V148H39V151L38 152H40L41 154L43 153V152H45L46 150L48 151V153L51 151L50 149H52V145H55V143H57V141H58V139L59 140H62L63 141V144H65L64 142H66L69 146H73V143L74 144H77L78 143V145L80 144V143H82L81 145L83 146V144H84V146L85 147H82L81 145H80V147L77 145V149L78 150H80L81 151V149H82V151H83V153L81 154H79L76 158L78 159V161L77 160H75V163L76 162H78V163H74V165L76 166L77 164H79V163H82V161L83 162H85V158H86V162L84 163L85 164V166L86 165H89L90 163H91V161L93 162V160H90V159H94V163H95V165H97L98 164V166H100L102 163L105 165L107 162H104L101 158H100V156L99 157H97V156H92V155H89L90 153V149L88 148V147H90V146H88V141L91 139L92 140V138H93V140H99L98 141V143L96 144V143H94L93 141H89L90 142V144L93 142V144H91V146L93 147L95 144H96V148L98 149V150H100L101 148H100V144L99 143H101V141H103V143H105L104 145H106L107 147H103V149L102 150H100L101 152H102V154L103 155H105L104 153H106V154H109V157L112 155V153L113 154H115V155H112V158H111V160L114 162V158L116 159L118 156H117V154L119 153V156H120V152L119 151H121V155H125V157H126V154L128 153V151H130V149H128V148H125V143L127 142V139L128 138H130L131 137V134H132V132H131V130H130V134H123V135H125V136H121V134H114L115 136H117V137H113V136H109L108 134H110L111 135V133L113 132H117L118 133V131H121V129H120V127L121 126H123V124H124V126H126V124H125V122H127V126L126 127H128V129L129 128H132V131H134L135 132V130L134 129H136V127H135V125H134V123L135 122H133L134 120L133 119H135V118H131L132 119V122H133V126L132 125H130V124H128V121H126V119L127 120H129V118H125V120H123L124 118H122V120L121 119H119V123H118V121H117V123L114 125V123L112 122V120L110 119L111 117H108L109 116V114L111 113V112H113V113H118V112H122L123 111V109L124 108H126V104H127V107H128V105H129V107H131V105H133V103H132V98H130V97H128L129 95H126V94H128V90H126L125 88H127L128 89V87L127 86H129V84H125L124 83V81L123 82H120V81H113V82H111V83H107V84H105L106 83V76H107V79H109L108 78V73L106 72V71H93V70H88L89 69V67L93 64V63H95V64H97L98 62H100L101 63V60H99V61H96V60H98V59H96V58H94L93 56H92V61L90 60V58L88 59V56H90V55H94L95 56V54L93 53V52H90V53H88V52H86L87 53V56H86V53H85V58H86V60L83 58L84 56H82V54L84 55V53H82L81 55H80V52L77 54H72V55H70V54H65L63 51H62V49L61 50H55V46H53V44L54 43H61V44H67V42L68 41H70V43H68L70 46H73L71 43H73L72 41H78V44L80 43V42H82L81 40H82V37L81 38H78V34H77V32H75V31H71L70 29H68V23L69 22H71V18H74V19H76V21H78L79 23L77 24L78 26H79V24L81 25V26H83L82 28L84 29L83 31H85L87 34L88 33H91V35L90 36H93L94 35V37H95V35L97 34V31H98V34L100 35H103L104 33L106 34V32H107V36H110V35H108V33L110 32V26H112L111 28H113V30H114V32H115V29L116 28H118V26H113V24L111 25L110 23H113L111 20L113 19V16L112 15H115L114 13L113 14H111V16L109 17L108 15H107V17H106V14H104L105 12H109V11H105L103 14L105 15H103L102 14V12H101V10H98L96 7H94L95 5L94 4H96L97 5V0H67V2L68 1H70V2H74L75 4L74 5H76V3H78L79 5H80V3H81V6L83 5V7L82 8H84L83 9V11H82V8H81V6H80V8H78L79 9V11H77V14H78V12L80 13L78 16H77V14L74 12V10H72L73 12H74V14H73V16H72V11H69L67 8H68V6H71V7H73V5H68V4H66V3H64ZM89 1H90V3L91 4H93L92 6H91V4L89 3ZM94 1H96V3H94ZM100 1V3L102 4L103 2L101 1V0H99ZM98 1V2H99ZM109 3H111L109 0H107ZM105 2V3H108V2ZM140 1V0H139ZM177 1H179V0H177ZM177 1H176V3H177ZM184 2H185V0H183ZM221 1V0H220ZM219 0H217V2H220ZM14 2L16 3V0H0V32H5V31H7L8 32V29H9V31L10 32H12L13 30H14V28H16V26H18V23H19V21H21V20H19L20 18H21V16H22V14L20 15V16H18L17 14H20V12H19V9H18V7H17V9L15 10V9H13L14 7H12L13 6V4H14ZM88 3L89 4V6H91L90 8H91V10H88L87 9V7H84V6H87L86 5V3ZM175 2V1H174ZM180 2H181V0H180ZM180 2H178L179 4H180ZM184 2H182L184 5L187 3V0H186V2L184 3ZM208 2V3H207ZM209 2H211V0H188V3L190 4H192L193 6H191V4H190V6L192 7V8H188L187 6H186V8L187 9H182L183 10V12H181V13H184L185 14V18H184V14H183V18L182 17H180L179 15H181V14H179V8H177L178 9V14H177V16H178V18H180V19H183V22H181L180 24H178L177 26H180L179 28H182L181 29V31H182V37L180 38V36H176V35H174L173 34V32H172V34H170V38L167 36V38H169L170 39V42H171V47H168L167 46V44H166V46L168 47V48H166V47H164L166 50H164L165 52L163 53V54H165V55H163V56H166L167 55V57H163L162 56V58L164 59V58H166V59H164L163 61L164 62H166L165 63V65H167L166 67H167V70H169V72L168 73H170V75H167V76H171L170 78L173 80V76L175 75V70L176 69H178V68H176L175 70H174V66L175 67H179V64H181V63H183V62H180V63H178L179 61H182L181 60V58H180V56L178 57V59L175 57L176 56V50H174L173 49V46H175L174 48L176 49V48H178L177 46H179V48H181V47H183V48H186L183 44L185 43H183V41H186V40H188V39H186V37H189L188 35H186V32L188 31V30H190V28H189V26L192 24L193 26H194V28H196V29H202L204 26H206L205 25V23L206 22H208V20H209V16L208 15H211V19L212 18H216V15H215V13H217V12H215L214 10H213V8H215L216 6H217V4L218 3H216V6L215 5H213V8H212V5L210 4V6L211 7H209ZM222 2H223V4H222ZM225 1L224 0H222L221 1V5H225V3H224ZM245 3V6L243 7V8H246V9H248V10H250V13L252 12L251 10V7L254 9V7H260L259 9H261V8H263L264 7V0H245L244 1ZM41 3V4H40ZM83 3V4H82ZM113 3V2H112ZM182 3H181V5H182ZM187 3V4H188ZM212 4H214L213 2H211ZM10 4V5H9ZM37 4V3H36ZM99 4V3H98ZM100 4V5H101ZM137 4H138V1H137V3H136V6H137ZM239 4V3H238ZM16 5H18V4H16ZM79 5L77 6V7H79ZM103 5H105V4H103ZM109 6H110V4H108ZM107 5V6H108ZM140 5V4H139ZM175 5H177V4H175ZM184 5H182V6H184ZM15 6V5H14ZM180 6V5H179ZM227 6H228V4H227ZM261 6H263V7H261ZM55 7H57V8H55ZM75 7V6H74ZM104 7V6H103ZM116 7V6H115ZM118 7V6H117ZM123 7V6H122ZM185 7V6H184ZM219 7V6H218ZM221 7H223V6H221ZM226 7V6H225ZM99 8H100V6H99ZM109 8V7H108ZM121 8V7H120ZM124 8V7H123ZM183 8V7H182ZM212 8V10L213 11H211L210 9ZM242 8V7H241ZM54 9H56V12H55V10ZM61 9V8H60ZM75 9V8H74ZM77 9V10H78ZM85 9H87L88 10V13H87V11L85 10ZM95 9V10H94ZM176 9V10H177ZM181 9V8H180ZM259 9H257V10H259ZM51 10V11H50ZM106 10V9H105ZM110 10V9H109ZM241 10V9H240ZM245 10V9H244ZM264 10V9H263ZM262 10V11H263ZM55 12V14H54V12ZM171 11H173V9H171ZM175 11V10H174ZM173 11V12H174ZM210 11V12H209ZM254 11H256V8H255V10ZM6 13V15H8L7 16V18H6V20L4 19V17L6 16L5 14H3V13ZM58 12H59V10H58ZM57 12V13H58ZM70 12H72V13H70ZM101 12V13H100ZM116 12V11H115ZM172 12V13H173ZM208 12V13H207ZM24 13V12H23ZM62 13V12H61ZM84 13V14H83ZM110 13V12H109ZM123 13H125L126 14V12H123ZM176 13H177V11H176ZM210 13V14H209ZM213 13V14H212ZM239 13V12H238ZM244 13H246V15H248L247 17H249V14L250 13H248V11L246 12V11H244ZM248 13V14H247ZM25 14V13H24ZM59 14V13H58ZM57 14V15H58ZM81 14H83V15H81ZM108 14V13H107ZM119 14H120V12H119ZM118 14V15H119ZM171 14V13H170ZM262 14V13H261ZM26 15V14H25ZM24 15V16H25ZM110 15V14H109ZM116 15H117V13H116ZM121 15V14H120ZM176 15V14H175ZM212 15H213V17H212ZM240 15V14H239ZM242 15H244V14H241V16ZM245 15V16H246ZM264 15V14H263ZM10 16V17H9ZM122 16H126V15H124V14H122L121 15V17ZM241 16H238V18L240 19V21H239V23H238V26L239 27H237V28H235V26H234V28L235 29H231V31H232V33H230V35H229V33H227V35L225 36V38H226V40L228 39V36H229V39L228 40H230L231 38H233V39H231L232 40V42L233 43H231V42H228V43H230L229 44V46H230V49H227V48H225V47H218V48H216V45H215V47L212 49V51L211 52H209L208 54H207V56L206 57H204V59L203 60H201V61H199V62H201L200 64H198V65H196L197 67H198V70L199 69H203V72H205V73H207V72H211V71H218V69H221V70H223V67L224 66H226V65H228V62L229 61H231L230 59H234V57H237V56H240L239 54H242V53H248L250 50H253V48H258V47H260V48H262L263 47V51H264V16L262 17H257L256 19H254V20H252V19H249V18H241ZM244 16V17H245ZM62 17H64V20H63V18ZM120 17V16H119ZM127 17V16H126ZM172 17V16H171ZM173 17H174V13H173ZM254 17H256V16H254ZM253 17V18H254ZM27 18H30L29 16H27ZM101 18H102V20H101ZM114 18H117L118 20H119V18L118 17H114ZM123 18V17H122ZM178 18H177V20H178ZM104 19V20H103ZM116 19V20H117ZM131 19V18H130ZM170 19H172V18H170L169 17V20ZM5 20V21H4ZM44 20V21H43ZM120 20H122V19H120ZM168 20V21H169ZM173 20L175 21V18H173ZM172 20V21H173ZM7 21V22H6ZM26 21V20H25ZM25 21H22V23L21 24H23V22H25ZM29 21H31L30 19H29ZM74 21V20H73ZM123 21V20H122ZM122 21H121V23H122ZM124 21H126V20H124ZM179 21V20H178ZM212 21H213V19H212ZM212 21H211V23H212ZM44 22V23H43ZM118 22V21H117ZM128 22V21H127ZM169 22H171V21H169ZM8 23V24H7ZM19 23V24H20ZM28 23H31V22H28ZM76 23V22H75ZM74 23V24H75ZM106 23V24H105ZM119 24H120V22H118ZM124 23V22H123ZM123 23H122V25H123ZM174 23H176V22H174ZM210 23V22H209ZM208 23V24H209ZM25 24H27V21L25 22ZM110 25L109 27L108 26H106V25ZM116 23H114V25H115ZM125 24V26H126V22L124 23ZM128 24V23H127ZM216 24V23H215ZM214 24V25H215ZM8 25H10V26H8ZM118 25V24H117ZM122 25H120V26H122ZM8 26V27H7ZM129 26H130V24H129ZM129 26H127L128 28H130ZM209 26V25H208ZM13 28V30L11 31L10 30V28ZM25 27V26H24ZM26 27H28V25L26 26ZM93 27V28H92ZM132 27V26H131ZM207 27V26H206ZM115 28V29H114ZM188 28V29H187ZM17 29V28H16ZM18 29H19V27H18ZM31 29V30H30ZM81 29V28H80ZM121 31H122V29L121 28H119ZM123 29H126V27L124 28L123 27ZM131 29V28H130ZM130 29L129 30H127L126 32H128V31H130ZM133 29H134V27H133ZM133 29H131V32H132V34L134 35V30ZM40 30V31H39ZM106 30V31H105ZM133 30V31H132ZM174 31V33H175V31L176 30H174V29H169V31H167L166 32V35H167V33L169 32V33H171V31ZM186 31L185 33H184V31ZM17 31V30H16ZM117 31V30H116ZM192 30H190V32H191ZM202 31V30H201ZM37 32V33H36ZM39 32V33H38ZM94 32H96V33H94ZM100 32V33H99ZM124 32V31H123ZM123 32H122V37H121V35H119L120 37V39L122 40V41H120V43H121V45H122V50H124L126 53L128 52V49L129 50H132L133 48V46H127L128 45V41L130 42V41H132V40H129L128 38V41H127V39H126V37H127V35H125V33H124V35H123ZM137 32V31H136ZM190 32H187L188 34L190 33ZM196 31L194 30V33H195ZM17 33L18 32H16V35H17ZM41 33H42V36H41ZM94 33V34H93ZM129 33V32H128ZM128 33H126V34H128ZM169 33H168V35H169ZM179 32H176L175 34H177V35H180V33L178 34ZM183 33L185 34V36L183 35ZM193 33V31H192V35H195L196 36V34H194ZM201 33V32H200ZM12 35V36H14L15 35V33H9V35ZM14 34V35H13ZM34 34V35H33ZM36 34H38V36H41V37H37V35ZM104 34V35H105ZM109 34H112V32H110ZM131 34V33H130ZM198 34V33H197ZM1 35V37H2V35H3V33L2 34H0ZM4 35H8V33L7 34H4ZM11 35L10 36H8L9 38L11 37ZM15 35V36H16ZM132 35V36H133ZM173 35V36H172ZM191 34H190V36H192ZM22 38H21V37ZM172 36V37H171ZM176 36V37H175ZM198 36V35H197ZM4 37V36H3ZM28 37V36H27ZM28 37V38H29ZM103 37V36H102ZM112 37V36H111ZM118 37V36H117ZM163 37V36H162ZM173 37L175 38L174 40H173ZM193 37V36H192ZM5 38V40L7 39V37L5 36L4 37ZM14 38V37H13ZM15 38L13 39V40H15ZM19 38H21V39H19ZM96 38V37H95ZM105 38V37H104ZM135 38H137V36H135L134 37V39ZM165 38V37H164ZM178 38V39H177ZM195 37H193V39H194ZM225 38H223V40H225ZM0 39H2V38H0ZM19 39V40H18ZM114 39H115V37H114ZM119 39V40H120ZM4 39H2V40H0V42L1 41H5ZM9 40V39H8ZM80 40V41H79ZM116 40H118V39H116ZM191 40V39H190ZM198 40V39H197ZM219 40V39H218ZM234 40V41H233ZM28 41H30V42H28ZM134 41V40H133ZM169 41V40H168ZM177 41V42H176ZM181 41V42H180ZM189 41V40H188ZM83 42H84V40H83ZM136 42V41H135ZM2 43V42H1ZM1 43H0V45H1ZM13 43H14V41H13ZM134 43V42H133ZM178 43H179V45H178ZM3 44V43H2ZM5 44V43H4ZM80 44H83V43H80ZM177 44V45H176ZM186 44V43H185ZM191 44V43H190ZM219 44V43H218ZM220 44H223V46L224 45H226L227 43H223V41H222V43L220 42ZM233 44V45H232ZM7 45V44H6ZM64 45V46H65ZM155 45V44H154ZM160 45H162L161 43H160ZM169 45V44H168ZM182 45V46H181ZM263 45V46H262ZM2 46V45H1ZM63 46V47H64ZM217 46H219V45H217ZM228 46V45H227ZM7 47V46H6ZM126 47H128L127 49H126ZM132 48V49H130V48ZM162 47V46H161ZM162 47V48H163ZM2 49H3V46L1 47ZM67 47H65V48H63V50H65ZM156 48V47H155ZM178 48V49H179ZM183 48H181V49H183ZM30 49H31V51H30ZM160 49V48H159ZM180 49V51H182L183 52V50L185 51V49H183V50H181ZM256 49H254V50H256ZM4 50H7L6 48L4 49ZM127 50V51H126ZM155 49H154V47H153V51H154ZM161 50H163V49H161ZM160 50V51H161ZM174 50V54L175 55H173L172 54V51ZM262 50H260V51H262ZM2 52H3V50H1ZM15 51H16V48H15ZM150 51H152V49L150 50ZM157 51V53L156 54H154L155 52ZM156 51L153 53V55H151V61L153 62H157V64H159V63H161V61H162V59H161V57H159L160 55H159V53H158V50L156 49ZM186 51H187V49H186ZM229 51H230V54H229ZM7 52H8V50H7ZM168 53V54H167ZM178 53H179V51H178ZM188 53H189V51H188ZM1 54V53H0ZM3 54V53H2ZM7 54V53H6ZM6 54L4 55L5 57V59H7V60H11L9 57H7L6 56ZM129 54V53H128ZM158 54V55H157ZM172 54V55H171ZM180 54V53H179ZM178 54V55H179ZM18 55V56H17ZM249 55V54H248ZM21 56V57H22ZM59 56V58L60 59H57V57ZM242 56H243V54H242ZM15 57L13 58V59H15ZM91 57V56H90ZM170 57V58H169ZM231 57V58H230ZM244 57V56H243ZM2 58V57H1ZM55 58H56V60H58V62L55 60ZM94 58V59H93ZM238 58V57H237ZM241 58V57H240ZM240 58H238V59H240ZM169 59V60H168ZM177 59V60H176ZM1 60H3V59H1ZM21 60V59H20ZM158 60V61H157ZM159 60H160V62H159ZM170 61V62H167V61ZM235 60V59H234ZM15 61V60H14ZM55 61V62H54ZM60 61V62H59ZM94 61H96V62H94ZM102 61H104V60H102ZM237 61V60H236ZM91 62H92V64H91ZM233 62V61H232ZM3 63V62H2ZM1 63V64H2ZM99 63V64H100ZM104 63V62H103ZM163 63V62H162ZM169 63V64H168ZM196 63V62H195ZM198 63V62H197ZM99 64H98V66H99ZM186 63H184L183 65H185ZM232 64V63H231ZM101 65H103V64H100V66ZM163 64H161V65H159V66H162ZM165 65H163V66H165ZM187 65V64H186ZM24 66V67H23ZM93 66V65H92ZM98 66H96V67H98ZM99 66V67H100ZM168 66H169V68H168ZM182 65H180V67H179V73H180V76H182V72H180V70H181V68H183V67H186V66H182ZM188 66V65H187ZM233 67V66H232ZM264 68V65L263 64H261L260 65V67L259 68ZM49 69V71H47L48 69ZM90 68H92V67H90ZM95 68V67H94ZM187 68V67H186ZM186 68L184 69L185 71H186ZM28 69V68H27ZM47 69V70H46ZM97 69V68H96ZM190 70H191V68H189ZM20 70H19V72H20ZM100 70V69H99ZM163 70H165V69H163ZM166 70V71H167ZM183 70V71H184ZM188 70V69H187ZM194 70H196V69H194ZM11 71H9L10 73H11ZM13 71V72H14ZM23 71V72H24ZM45 71H47V72H45ZM178 70H176V72H177ZM214 71V72H215ZM6 72V73H5ZM106 72V73H105ZM190 73L191 71H186V73L185 74H187V73ZM195 72V71H194ZM221 72V71H220ZM263 72V71H262ZM262 72H261V78L263 77V75H262ZM165 73V72H164ZM204 73V74H205ZM223 73V72H222ZM264 73V72H263ZM20 74V78L22 79V80H20V78H19V75ZM166 74V73H165ZM174 74V75H173ZM259 74H260V72H259ZM28 75V74H27ZM176 75H178L179 76V74H177L176 73ZM175 75V76H176ZM193 75V74H192ZM16 76H18V79L20 80H16L15 79V77ZM22 76V77H21ZM110 76V75H109ZM174 76V77H175ZM179 76V77H180ZM184 76V75H183ZM187 76H188V74H187ZM258 76V75H257ZM90 77V78H89ZM92 77V78H91ZM111 77H112V75H111ZM178 77V79H179V81H180V78ZM185 77V76H184ZM192 77V76H191ZM259 77V78H260ZM25 78V79H24ZM26 78H28V79H26ZM96 78V79H95ZM164 78V82H165V77H163ZM175 78H177V77H175ZM174 78V79H175ZM181 78H183V77H181ZM190 78V77H189ZM193 78V77H192ZM88 80V79H91V81L90 80H88L89 82H93L92 80H95L96 82H93V83H96V87L94 86V88H93V86L91 87V85L90 86H88V84H85V82H83L82 83V81L83 80ZM97 79L100 81H97ZM168 79H169V77H168ZM167 79V80H168ZM186 79V78H185ZM84 80V81H85ZM264 80V79H263ZM189 81V80H188ZM56 82H58V83H56ZM126 82V81H125ZM175 82H177V80L175 79ZM3 84V83H2ZM82 84H85V86H83ZM176 84H178V82L177 83H175V85H174V82H170V83H168L167 85H166V87H165V90L166 91H168V93H169V95H170V92H171V94H172V92H173V94H174V92H175V90H176ZM62 85V84H61ZM60 85V86H61ZM232 85V84H231ZM12 86H14L13 88H12ZM89 88H88V87ZM164 86V85H163ZM91 87V88H90ZM178 87V86H177ZM18 88H20V87H18ZM28 88V89H27ZM51 88V89H50ZM230 90L228 91V90H223V92H221L223 95H224V97H220L219 95H218V97L215 95V97H212L211 98V96H213V95H211L210 97H208V98H211V99H209L208 101H207V105L204 107V108H201V109H207V111H208V109L209 108H207V106L209 105V107H210V105L212 106V108L210 107V109H212V110H210L209 109V111H212L213 112V110H215L216 112H220L222 115L223 114H227V115H221L220 113H218V114H220L221 116L220 117H223V119H221V120H223V122H224V120L226 119L227 121H225L224 123L222 122H218V120H217V118H216V121L215 120H213L212 119V122H213V124L211 123V124H209L208 125V123H210L211 121L210 120H208V123H207V118H206V116H201L200 115V117H199V120H197V122H193V121H196V120H193V117L195 116V114H191L192 116H191V118L190 117H185V118H183L184 120L183 121H180L181 122V124H180V122L176 125L177 127H178V125H179V127L180 128H184L185 126V129H184V131H190V129H191V131L193 130V128L195 127V129L193 130L195 133L196 132H198V134L200 133L201 135L202 134H204V137H205V135H207V137L206 138H212L213 136L214 137H217L218 136V138H219V136L221 137H225L226 135H230V138H228V136H226L229 140V142H227L228 143V145L227 144H225L224 145V142H222L223 143V145H222V143H220L221 145L220 146H218V147H216L218 150H217V153L216 154H220L219 156H217V155H215V153L214 152H216V150L213 152V150H214V148L212 149L211 147H207L206 148V146L205 145H201V147L200 148H198V149H195L196 151H189V153L188 154H186L185 156H189V160H191V159H196L197 161H198V165H196L195 163H194V165L195 166H193L194 167V170L196 171V174H201L200 176H198V175H193V174H191V175H193V177L192 176H189V179H190V177H191V181H189V179H188V181L189 182H191V184L192 183H194V184H198V182H199V184L200 185H203V184H205V186H209L210 185V187L209 188H211V185H212V187L217 183V180H219L220 178H227L230 174V180L228 181V182H226V185L225 186H227V189H225V190H227V194H229V196H230V200L231 201H229L228 200V197L226 196L227 194H226V192L224 193V194H226V195H223L224 197H225V199H227L228 200V203H230V205H231V203H233V201L234 202H238L240 205V207L242 208V210L241 209H239L238 207H234V209L233 208H231L232 206H234V204H232V206L230 207L231 209H230V212H229V207H228V210H225L224 211V209H227L225 206L227 205V206H229L228 204H226V201L227 200H225V199H219L220 198V196H222L221 194H220V196H219V194H216L217 196H219L218 198H215V196L216 195H214V192L215 191H217L218 192V190H220V187H221V185H222V187L224 188V185H223V183L225 184V179H223V183H222V179L220 180L221 182H219L218 181V183H222V184H217L218 186V188H216V187H214L215 189H217V190H215L211 195L213 196H211V198L210 197H208L209 195H207L206 193H205V190L203 189V194L199 191V192H195L194 190H195V188L193 189H190V191H187V193H185V196L187 197V199L189 200L188 202H189V204L188 205H186V208L188 209V211H190V210H192L193 209V207H198V206H196L195 204H203V202L206 200V201H208L209 199H210V201H211V199H212V202H213V200H215V203H213L212 204V206H210V204L212 203V202H210L209 201V203L208 202H206L205 203V205H204V207L206 208V210H207V212H210L209 214H213V215H215V216H213L212 214L211 215H208V217L210 216L211 218V220L213 219L214 220V217H215V221L214 222H216V220H217V222H218V224H219V222L221 221V218H222V216H223V214L225 213H227V211L229 212V213H227L228 215H226V216H229V223L228 222H226V221H228V220H226V221H224V222H226V223H228V224H226V225H221V227L220 226H216V225H214V226H216L215 228H216V230H215V228H213L214 230H212V229H210V230H212L213 231V235H215V234H217V232H218V236L216 237L215 236V238H218V240H215L217 243L215 244V242H214V245H213V242H210L209 240H207L208 241V244H209V248L207 249L206 247H203L205 244L202 242V241H204L205 239H203V240H201L202 238V236L203 237H205V233L206 232H203L204 234H202V232H201V235H200V242H202V244L200 243V242H198L199 243V245H202V247L204 248H201V249H199V251H198V253L197 252H195L194 251V253H195V257H196V255H200V257L202 258L201 260H203L202 262L204 263V260H205V258H203L202 256H206L207 255V258L206 259H208L209 257H210V255H215V254H217V255H219V256H224L223 258H226L225 257V255L226 256H228V257H230L231 255H238V253L241 251V250H243V249H241V247H240V249H237L238 248V243L237 242H239L240 243V240L242 239H244L245 240V234H247L246 232H247V230H248V228L246 229V227L245 226H243V228H237V227H242V226H240L239 224H242L243 225V223H244V217L246 218V220L245 221H247V214H248V212H249V210H251V209H249L250 207H246V209H243V207H244V202H241L240 201V199L238 198L240 195H242L243 194V197H244V195L246 196H248V198H250L252 195V191H250L251 189V186H253L252 184H250L251 182H253L254 181V179H255V175L257 174L256 172H255V175H254V170H255V167H257V164L259 165L260 163H264L263 161L262 162H260L261 161V159L264 157V115H262V111L261 110H264V81H258L257 80V78H255V74L253 73V75H252V77H250L249 79L247 78V80H245V81H243V82H236V85L234 84V85H232V86H230ZM44 89H46V90H44ZM54 89V88H53ZM175 89V90H174ZM0 90V91H1ZM20 90H22V89H20ZM44 90V91H43ZM56 90V89H55ZM165 90H162V91H165ZM3 91V92H4ZM7 91H5V92H7ZM16 91H18V90H15V91H13L11 94H9V95H11V96H9L8 94H6L7 96H9V97H7V98H5V99H2V101H1V99H0V113H2L3 111L5 112L6 110L7 111H9V110H11L12 112L14 111H16L15 109L18 107V108H20L21 106H22V108L24 107V105L23 104H18V105H13V103L12 102H17L18 101V103H23L24 102V104L26 103V101H27V99L24 97L25 96V94H23V92H22V95H24L23 97L20 95L21 93H18V94H16ZM121 91H123V93H121ZM124 91H125V93H126V91H127V93L125 94L124 93ZM2 92V91H1ZM2 92V93H3ZM10 92V91H9ZM15 92V93H14ZM43 92V93H42ZM55 92L56 91H54V95L53 96H57L58 95V92H57V95H55ZM8 93V92H7ZM218 93H219V91H218ZM1 94V93H0ZM4 94V93H3ZM2 94V95H3ZM122 94H124L125 96H127L128 98H126L124 95L123 96H121ZM44 95V96H43ZM167 94H164V96L165 97H169V95H167ZM27 96H28V94H27ZM26 96V97H27ZM30 96V95H29ZM46 96H47V93H46ZM49 96V95H48ZM172 96V95H171ZM3 97H6V96H3ZM2 97V98H3ZM60 97H61V99H60ZM56 98V97H55ZM122 99H125V100H123L122 101ZM126 99H131L130 100V102L128 101H126ZM68 100H67V102H68ZM12 101V102H11ZM118 101H119V103H118ZM29 102V101H28ZM27 102V103H28ZM33 102V101H32ZM49 102H52V100L51 101H49ZM48 101L47 102H45V103H49ZM127 102V103H126ZM12 103V104H11ZM26 103V104H27ZM70 103H72V104H70ZM129 103H132L131 105L129 104ZM50 104V103H49ZM205 104H206V101H205ZM21 105V106H20ZM28 105H30V104H28ZM71 105H72V107H73V105L76 107H78L77 109H79L78 111L77 110H75V108L73 109V108H71ZM134 105H136V104H134ZM16 106V107H15ZM26 106V105H25ZM46 106V105H45ZM47 106H48V104H47ZM27 108L24 110L25 112L26 111H28L27 109H29L30 108V106H29V108H28V106H26ZM140 107V106H139ZM18 108H17V112H18ZM25 108V107H24ZM23 108V109H24ZM32 108H33V106H32ZM222 108V109H221ZM225 108V109H224ZM226 108H228V110L230 111V113H228V110L226 111ZM262 108V109H261ZM3 109V110H2ZM5 109V110H4ZM31 109V108H30ZM51 109H53V108H50V109H48L49 110V113L51 114L52 113V111H50ZM53 109V110H54ZM218 109V110H217ZM224 109V110H223ZM2 110V111H1ZM75 110V111H74ZM219 110H221V111H219ZM6 111V112H7ZM23 111V110H22ZM31 111H32V109H31ZM31 111H29L28 113L26 112V114H20L19 113V115H22V116H20V118L22 119V121H23V123L22 122H19V120H16L14 117H17V115H18V113L17 114H14V113H11L10 111H9V113H8V115L7 116H9V117H7L6 118V120L8 119H11V115H10V113L12 114V116H14L12 119V121L10 122V121H8L9 123H10V125L8 124V123H6L5 121H4V123L2 122V119L0 120L1 122H0V126H1V130H0V132H4V133H1V134H5L6 135V133H7V136L8 135H10V137L8 136V138L5 136V135H1L0 136V140H1V138H3V139H5L4 138V136L6 137V141H3L4 142V144H5V146H1L2 148L4 147V148H6L7 147V149H4V150H2L1 152H0V157L2 158V155L5 157V159L6 160H8V157H9V160H12V159H16L15 157H20V156H27V157H32L33 155H32V152H31V147L29 146V145H32L33 143H32V139H34L32 136H34V135H27V137H26V134H23V133H26V132H21L23 135H21V137H20V131H23V130H21L20 129V127H24L25 129H27V123H29L30 122V120H32V118L33 117H31V116H33L34 115V112H32V115H31ZM56 111V112H57ZM67 111V112H66ZM208 111V112H209ZM214 111V112H215ZM222 111H224V113H222ZM226 111V112H225ZM4 112L2 113V114H4ZM205 112H206V110H205ZM256 112H258V114L259 115H262V116H259V115H255V116H258V117H255L254 119H253V121L252 120H250L249 121V119H251V118H247L249 115H253V114H257ZM107 113V114H106ZM193 113V112H192ZM196 113V112H195ZM261 113V114H260ZM5 114H7V113H5ZM35 114H36V111H35ZM210 114V113H209ZM212 114V113H211ZM217 114V115H218ZM264 114V113H263ZM54 115V114H53ZM57 115V114H56ZM213 115V114H212ZM216 114L214 113V115L213 116H215ZM35 116V115H34ZM188 116H189V114H188ZM254 116V115H253ZM6 117V116H5ZM24 119H23V118ZM38 117V115L36 116V117H34V119H36ZM108 117V118H107ZM196 117V116H195ZM195 117H194V119H195ZM209 117V116H208ZM220 117H218V119H220ZM39 118V117H38ZM203 120H206V122L204 123L203 121H201L202 119ZM211 118V117H210ZM215 118V117H214ZM74 119V121H75V119L77 120H79V119H81L82 120V122H80V124L82 123L83 124V120L85 121V122H87V123H89L91 126L89 127V126H87L86 127V123L84 122V126H85V129H82V131L80 130V128H79V130H78V127L80 126L79 125V123H78V121H77V123L73 126H70L69 125V122H71V120H73ZM110 120V122H108L109 120ZM190 119H192V121L190 120ZM196 119H198V113H197V118ZM248 119V120H247ZM16 120V122H14V124L12 125V126H14L15 125V127L17 126V130H14V128H13V130H14V132H13V134H9V129H11L10 128V126H11V123H13V121H15ZM80 120V121H81ZM118 120V119H117ZM136 120H137V118H136ZM140 121H142L141 119H139ZM144 120V119H143ZM182 120V119H181ZM247 120V121H246ZM68 121V122H67ZM114 121V120H113ZM125 121V122H124ZM201 121V122H200ZM18 122L20 123V124H18ZM32 122V121H31ZM52 122V123H53ZM65 122L66 123H68V125L67 124H65ZM131 122V121H130ZM131 122V123H132ZM16 123V124H15ZM74 123V122H73ZM100 123V124H99ZM107 123V124H106ZM111 123H112V127H110L111 126ZM207 123V124H206ZM82 124H81V126H82ZM105 124H106V126H108L109 124V126H108V131H107V127H105ZM122 124V125H121ZM48 124H45V126H47ZM76 125H78V126H76ZM88 125V124H87ZM100 126V127H98L97 128V126ZM131 126V127H129V126ZM182 127H181V126ZM189 125H191V126H189ZM193 125H195L193 128H192V126ZM210 125H213V126H210ZM235 125H237V126H239L240 128V130H238V131H240L239 133L240 134H237L236 133V131L234 130V128L232 129V127L231 126H233V127H235ZM5 126V127H4ZM57 126V127H56ZM64 126V127H63ZM94 126V127H93ZM96 126V127H95ZM187 126H189V129H186L187 128ZM2 127H4L3 129L4 130H2ZM7 127H9V129L7 128ZM57 129H56V128ZM58 127H60V129L58 128ZM83 127V126H82ZM89 127V129L87 130V128ZM133 127H134V129H133ZM176 127V128H177ZM212 127H215V128H212ZM7 128V129H6ZM33 128V127H32ZM49 128V127H48ZM53 128H51V129H53ZM125 128V127H124ZM177 129V131L178 130H182L183 131V129ZM210 128H212V129H210ZM20 129V130H19ZM119 129V130H118ZM241 129H242V131H241ZM33 130H35L34 128H33ZM45 130V129H44ZM46 130L48 131V129L46 128ZM123 130V129H122ZM196 130V131H195ZM15 131H16V133H15ZM24 131H27V130H24ZM28 131H29V127H28ZM28 131H27V133H28ZM50 131V130H49ZM78 131H80V133L78 132ZM137 131H140V130H138V128H137V130H136V132ZM179 132L180 134L179 135H181V136H183V133H185L184 131L183 132ZM188 131V132H189ZM235 131V132H234ZM6 132V133H5ZM12 132H10V133H12ZM17 132H19V134H17ZM111 132V133H110ZM124 132V131H123ZM126 132V131H125ZM194 132H189V136H186L187 137V139H190V135L192 134V133H194ZM31 133V132H30ZM29 133V134H30ZM50 133V132H49ZM48 133V134H49ZM121 133H122V131H121ZM129 133V132H128ZM194 133V134H195ZM15 134H17V135H15ZM107 134V135H106ZM187 135H188V133H186ZM211 134V136H209V135ZM19 135V136H18ZM139 135V134H138ZM197 135V134H196ZM3 136V137H2ZM109 136V137H108ZM134 136V135H133ZM133 136H132V138H133ZM192 136H193V134H192ZM28 137H29V139H30V137L32 138L31 140V142H29L28 140ZM91 137V138H90ZM120 137V139H118V140H116L117 138H119ZM124 138V139H122V138ZM189 137V138H188ZM195 137V136H194ZM214 137H213V142H212V144H216L215 142H217L218 140H224L222 137L220 138V139H218V138H216V140L214 139ZM47 138H49L50 140H52V142H54L55 141V143L53 144L52 143V145H51V143H50V140L48 141V139ZM90 138V139H89ZM105 138H107L106 140H107V142H106V140H105ZM112 138H116V139H114V141H113V139ZM182 138V137H181ZM183 138H185L184 136H183ZM256 138L258 139V141H260L259 143L257 142L256 143ZM26 139V140H25ZM28 139V140H27ZM54 139V140H53ZM55 139H57V141L55 140ZM108 139H109V141H108ZM191 139H193L192 137H191ZM116 140V141H115ZM124 140H126L125 141V143H124ZM129 140V139H128ZM132 139H130V141H131ZM199 140V139H198ZM202 140V139H201ZM206 140H210V139H205V140H202L204 143L203 144H208V142L209 141H206ZM2 141V140H1ZM97 141H95V142H97ZM118 141V142H117ZM130 141L128 142V143H130ZM134 141V140H133ZM195 141L197 142V139H195ZM202 141H200L199 140V143L201 142L202 143ZM211 141V140H210ZM227 141V140H226ZM226 141H225V143H226ZM69 142H72V145H71V143H69ZM109 142V143H108ZM195 142V143H196ZM219 142V141H218ZM217 142V143H218ZM14 143L16 144V149H14ZM30 143V144H29ZM32 143V144H31ZM58 143H59V141H58ZM57 143V144H58ZM108 143V144H107ZM124 143V144H123ZM127 143V144H128ZM258 144L259 145V147L258 148H255V146L256 145H254V144ZM50 144V145H49ZM57 144L55 145L56 147H57ZM63 144H62V142H60V145L58 144V146H59V148L60 147H62V148H60V149H66V147L69 149L70 147H68V145L67 146H65V147H63ZM110 144V145H109ZM126 144V145H127ZM131 144V143H130ZM98 145V146H97ZM103 145V146H104ZM109 145V146H108ZM117 145V146H116ZM123 145H124V147H123ZM227 145V146H226ZM257 145V146H258ZM14 149V150H11L10 149V151H9V149L8 148H11V147ZM28 146L30 147V148H28ZM49 146H51V147H49ZM115 146H116V148L118 147L119 149H115L116 150V152H114L115 150H114V148H115ZM33 147V146H32ZM75 147V146H74ZM80 149H79V148ZM84 148V149H83ZM94 149H95V146L93 147ZM92 148V149H93ZM208 148H211V149H209L208 150ZM44 149H46V150H44ZM54 149V148H53ZM57 149V148H56ZM64 149V151H66L67 152V154H66V152H64V151H62L61 150V152H60V150H57V151H59L60 153H65V154H63V155H61V154H59L58 152H56V154H51V155H53V157H54V155H57L58 154V156L59 155H61L63 158H62V160H64L65 158V155H66V159H68L71 155V157L70 158H72L71 160L73 161V156L74 155H76V152L78 151V150H76V148H74L75 150H76V152H75V154L73 155V152L74 151H72V154L70 153L69 154V151L71 150V148H70V150H68V149H66L65 150ZM126 149H128V151L126 150ZM17 150V152L16 153H19L20 155L18 156L16 153L14 154V152ZM50 150V151H49ZM68 150V151H67ZM119 150V151H118ZM127 152H126V151ZM194 150V149H193ZM210 150H211V153L213 152L214 154H211L210 153ZM12 151H14V152H12ZM132 151V150H131ZM54 151H53V153H55ZM126 153V154H124V153ZM47 153V152H46ZM92 153V152H91ZM31 154V155H30ZM45 154V153H44ZM68 154H69V157H68ZM16 155V156H15ZM128 155V154H127ZM210 155H212V157L215 155V157L213 158V159H215V160H213L212 162H210V160H212V157H209ZM241 155H243V156H241ZM48 156V155H47ZM56 157V158H59V157ZM60 156V157H61ZM80 156L82 157V159H80ZM114 156V157H113ZM188 156L186 157L187 159H188ZM208 156V158H206ZM68 157V158H67ZM216 157H218V158H216ZM243 158V159H246V162L243 164V162L241 163V162H239L240 161V159H238V161H237V159L236 158ZM55 158V157H54ZM69 158V159H70ZM75 158V159H76ZM185 158V157H184ZM183 157H182V159H184ZM186 158H185V160H186ZM205 159V161H206V159L209 161V162H206L205 164H204V160H202L203 161V164H202V162L200 163V160L201 159ZM222 159L221 161H220V159ZM65 159V160H66ZM80 159V160H79ZM87 159L90 161H87ZM101 159V160H100ZM104 159V158H103ZM118 159V158H117ZM117 159H116V161H117ZM216 159H218V160H216ZM228 159V160H227ZM231 159V160H230ZM236 159V160H235ZM243 159H241V160H243ZM60 160H61V158H60ZM71 160H66V161H62L63 162V164L62 165H60V166H62V167H60V166H57V168L58 167H60V168H58V169H60L59 171H58V169L56 168V166H52L53 168L55 167V169L58 171L57 172V174L59 173V174H61V175H63V173H64V175L66 174L65 172H62V171H66L67 170V173H69L70 175H68L69 177H65V176H63L65 179H63L62 181H65V180H67L66 178H70V176L73 174L72 172L70 173V172H68L69 171V168L68 169H66L67 167L66 166H68L69 164H73V162H71ZM99 161V163L97 162V161ZM109 160V159H108ZM126 160V159H125ZM225 160V161H224ZM226 160L227 161H229V164L230 165H220L219 166V164H222L223 162H226ZM50 161V160H49ZM52 161H54V163L56 162V160H53L52 159ZM68 161H70V163L68 162ZM81 161V162H80ZM96 161V162H95ZM119 161H120V159H119ZM218 162V165H217V163H215V162ZM243 161H245V160H243ZM60 163H61V161H59ZM87 162H89V163H87ZM121 162V161H120ZM123 162V161H122ZM50 163V162H49ZM57 163H58V159H57V162L55 163V165H57ZM66 163V164H65ZM68 163V164H67ZM87 163V164H86ZM101 163V164H100ZM184 163V162H183ZM189 163V162H188ZM191 163V162H190ZM208 163V164H207ZM232 163V164H231ZM71 164V165H72ZM83 164V163H82ZM82 164H79L78 166H80V165H82ZM84 164H83V167H78V166H76V167H78L79 169H77V168H75L76 170H78V172H81V171H83L82 170V168L84 169V171L85 170H87V169H85L84 168ZM91 164H93V163H91ZM91 164H90V166H91ZM100 164V165H99ZM102 164V165H103ZM122 164V163H121ZM185 164H186V162H185ZM224 164V163H223ZM227 164H228V162H227ZM52 165V164H51ZM58 165H59V163H58ZM72 166L73 167V170L72 171H75L74 170V167L75 166ZM94 165V164H93ZM101 165V166H102ZM187 165V164H186ZM231 165H232V167H231ZM263 167H264V165L263 164H261ZM50 165H48V167H49ZM70 166V165H69ZM108 166V165H107ZM226 166H230L231 168H229V167H226ZM41 168L42 167H44V165H42V166H40ZM46 167V166H45ZM44 167V168H45ZM66 167V168H65ZM88 167V166H87ZM92 167V166H91ZM71 168V167H70ZM105 168H107V169H104V170H101V169H98L97 171H92L91 169H93V168H90L89 167V169H88V171H90V172H88V173H90V176H88V179H87V176L85 177V181L83 180V178L84 177H82V179L80 178V175H79V173H78V175L77 174H73L74 176H79V181L82 183L81 185L83 186V185H87L88 183H90L91 182V180L90 179H92V180H94V178H98V175H101V174H103L102 175V178H103V176L105 175V174H107L108 172L110 173V171L112 170H115V168L113 169V168H111V169H109V167H105ZM196 168V169H195ZM52 169V168H51ZM63 169H66V170H63ZM103 169V168H102ZM110 171H109V170ZM119 169V168H118ZM260 169V170H259ZM100 170V171H99ZM106 170H108V172L106 171ZM117 170V169H116ZM258 170L261 172V168H258ZM43 171V170H42ZM41 171V172H42ZM46 171H48V174H47V172L43 175V176H41V174H43V173H41L39 170L37 171V175H36V173H35V175L34 176H41V177H38L41 181H42V179L44 178H46L47 177V179L50 177V175H51V173H50V171L49 170H46ZM53 171L54 172H56L55 170H51V172L53 173ZM83 171V172H84ZM104 171V173H101V172H103ZM197 171H199V173H197ZM214 171H217V172H219L220 173V175H217V174H219V173H217V172H214ZM229 171L231 172L230 174H229ZM38 172H40L39 173V175H38ZM61 172V173H60ZM82 172V173H83ZM97 172L99 173L98 175H97ZM105 172H107V173H105ZM115 171H113V173H114ZM119 172V171H118ZM75 173V172H74ZM86 173V172H85ZM91 173H93L94 175H97V176H95L94 177V175H92ZM96 173V174H95ZM109 173L107 174V175H109ZM211 173H214V174H212L211 175ZM227 173V174H226ZM87 174V173H86ZM85 174V175H86ZM209 174V175H208ZM216 174V175H215ZM224 174H226V176H224ZM229 174V175H228ZM262 174V173H261ZM48 175H49V177H48ZM55 175V174H54ZM61 175H59L60 176V178H58V177H56L57 175H55V177L53 176V174H52V176L54 177V178H56V179H61ZM112 175H114V174H112ZM122 175V174H121ZM228 175V176H227ZM52 176L49 178L50 180H51V178H52ZM66 176H67V174H66ZM83 176V175H82ZM92 176L94 177V178H92ZM106 176V175H105ZM197 176V177H196ZM210 176H213V180L215 179V178H217L216 179V181H214L213 182V184L210 182V181H213L211 178H210V181H209V177ZM217 176H219V177H217ZM221 176H223V177H221ZM89 177H91V178H89ZM115 177V176H114ZM198 177H200V178H198ZM54 178H52V179H54ZM101 176L98 178V180H100V182H103V181H105V180H103V181H101ZM110 178H112V177H110ZM256 178H258V175L256 176ZM33 179H35L36 180V178H33ZM43 179V181H45V182H47L46 181V179L44 180ZM48 179V180H49ZM55 179V180H56ZM78 179H76L77 181H75V182H77V188H79V184H80V182H78ZM38 180V179H37ZM36 180V181H37ZM40 180H38V181H40ZM89 180H90V182H89ZM96 181H98L97 179H95ZM94 180V181H95ZM117 180V179H116ZM204 181V182H201V181ZM38 181H37V187H39V185H41V184H39L38 183ZM72 180H68V182H70V183H72V184H70V187H72V189L69 187V185H68V188H69V190H71V191H73L75 188H74V184H73V182H71ZM83 181V182H82ZM131 181V180H130ZM208 181V184L206 183ZM227 181V180H226ZM243 181V182H242ZM34 182V181H33ZM44 182V183H45ZM50 182V181H49ZM56 182H59V181H56ZM86 182H88V183H86ZM120 182H122V181H120ZM128 182V181H127ZM256 183H257V179H256V181H255ZM34 183H36V182H34ZM43 183V182H42ZM62 183V182H61ZM92 183V182H91ZM90 183V185L92 186H90L89 184H88V186H86L87 187V191L89 190V189H92L93 188V184L94 183H92L91 184ZM107 183H108V181H107ZM106 182H105V184H107ZM109 183H111V182H109ZM123 183V182H122ZM211 183V184H210ZM255 183V184H256ZM57 183H55L54 184V182L51 184L52 186L53 185H56ZM98 184L101 186V184L100 183H97V186H95L96 188V191L95 190H90L91 192L90 193H92V194H88V192H86V190H85V193L86 194H88V197H89V199L90 198H93V199H101V200H98V201H100L99 203H101V201H102V199H103V195H100V193L101 192H103L104 191V189L103 188H101L100 186L98 187ZM113 184H115L116 185V183H113ZM207 184V185H206ZM44 185V184H43ZM42 185V186H43ZM45 185H46V183H45ZM44 185V186H45ZM51 185H49L48 186V188H49V190H53L52 189V186ZM71 185H73V186H71ZM81 185H80V187H81ZM119 185V184H118ZM84 186V189L86 188ZM109 186V185H108ZM111 186V185H110ZM119 186H121V184L119 185ZM56 187H58V185H56ZM64 187V189L66 188L65 186H63ZM51 188V189H50ZM54 189H55V186L53 187ZM74 188V189H73ZM81 188H83V187H81ZM89 188V189H88ZM98 188H100V189H102V191H100V189L98 190ZM121 188V187H120ZM128 188V187H127ZM201 188V187H200ZM204 188V187H203ZM226 188V187H225ZM57 189V188H56ZM56 189L54 190V191H56ZM108 189H110L109 187H108ZM111 189H113L112 187H111ZM229 189V190H228ZM44 190V189H43ZM47 190V189H46ZM68 189H67V191H66V195H76V194H74L75 192L77 193L78 191H77V189H75L73 192H71V191H69ZM202 190V189H201ZM221 190H222V188H221ZM224 190V191H225ZM53 191V192H54ZM99 191V196H102V198H100V197H97L98 195H95V192L97 193ZM105 191H106V189H105ZM196 191H198L197 190V188H196ZM207 191V190H206ZM209 191V190H208ZM45 192V191H44ZM47 192H49V191H47ZM47 192H45V193H47ZM52 192V193H53ZM107 192V191H106ZM109 192V191H108ZM114 192V191H113ZM209 192V193H210ZM221 192H223V191H221ZM50 193V192H49ZM71 193H73V194H71ZM81 193V192H80ZM112 193V192H111ZM110 192H109V194H111ZM116 193H117V191H116ZM218 193H220V192H218ZM58 193H56L55 192V196L57 195ZM84 193H82V196H85V197H83V198H86V194L85 195H83ZM95 195V196H93V197H91L92 195ZM98 194V193H97ZM101 194H104V192L103 193H101ZM108 194V195H109ZM204 194H206V195H204ZM123 195V194H122ZM202 195H204V197L202 196ZM250 195V196H249ZM49 196H51V197H54V196H52V194H49ZM80 196V195H79ZM110 196V195H109ZM120 196V195H119ZM205 196H207L208 197V199H207V197H206V199H204L205 198ZM216 196V197H217ZM221 197V198H224V197ZM74 197V196H73ZM72 197V199L74 200L75 199V201H78L79 200V197H77V195H76V197H74L73 198ZM87 197V198H88ZM117 197V196H116ZM76 198H78V200L76 199ZM82 198V199H83ZM105 198V200H107V198L106 197H104ZM111 198V197H110ZM113 198V197H112ZM119 198V197H118ZM202 198V200L203 201H201L200 199ZM214 198V199H213ZM217 199V200H216ZM219 199V200H218ZM84 200V199H83ZM104 200V201H105ZM115 200H117V199H115ZM183 200H185L184 198H183ZM221 200V201H220ZM225 200V201H224ZM238 200V201H237ZM95 201H97V200H95ZM104 201H102L103 203L102 204H104L106 207H105V209H107L108 207H110L111 206V204H113L112 203V201L110 202L109 201V199H108V201L105 203ZM119 201V200H118ZM187 201V200H186ZM197 201H201V202H197ZM216 201H217V203H216ZM80 202V201H79ZM79 202H77V203H79ZM114 202V201H113ZM185 202V201H184ZM197 202V203H196ZM220 202H222V203H220ZM66 203H68V202H66ZM84 203V202H83ZM95 203V202H94ZM99 203L97 204V206L99 205ZM115 203V202H114ZM118 203V202H117ZM224 203V204H223ZM91 204H93V202L92 203H90V205L89 206H91V208H92V205ZM96 204V203H95ZM95 204H93V205H95ZM101 204V205H102ZM198 204V205H199ZM226 204V205H225ZM66 205V204H65ZM83 205V204H82ZM114 205V204H113ZM214 205V206H213ZM219 205H222V207L224 208V209H221L220 208V210H219V207H221V206H219ZM68 206V205H67ZM87 206V205H86ZM89 206H88V208H89ZM96 206V205H95ZM108 206V207H107ZM118 206H119V204H118ZM219 206V207H218ZM116 207V206H115ZM212 207H214L213 209H212ZM125 208V207H124ZM127 208V207H126ZM198 208H201L202 209V207H198ZM204 208V209H205ZM215 208L217 209V210H215ZM237 208V209H236ZM247 208H248V211H246V212H244V210H247ZM93 209V208H92ZM128 209V208H127ZM190 209V210H189ZM201 209H200V211L197 209H195L197 212L199 211V213L200 212H203V211H201ZM239 209V210H238ZM253 209V208H252ZM88 210V209H87ZM97 210V209H96ZM96 210H94V211H96ZM101 210V209H100ZM99 210V211H100ZM195 210H192V213L194 212V214H195ZM206 210H204V212L206 211ZM221 210H223L224 211V213H222V211ZM90 211H93V210H90ZM127 211V210H126ZM217 211V212H216ZM218 211H219V214H221L222 213V216H220V218L218 217H216V214L218 213ZM239 211V212H238ZM116 212V211H115ZM214 212H216V213H214ZM98 213V212H97ZM129 213V212H128ZM190 213V214H189ZM188 214L189 215H191L192 213L191 212H189ZM240 213H241V215H240ZM242 213H245V215L243 216V214ZM251 213V212H250ZM94 214H96V212L94 213ZM201 214V213H200ZM219 214H217V216L219 215ZM183 215V214H182ZM185 215H186V213H185ZM193 215V214H192ZM191 215V216H192ZM201 215H204V213L203 214H201ZM207 214H205L204 216H206ZM116 216V215H115ZM190 216V218H193V217H191ZM249 216V215H248ZM184 217V216H183ZM121 218H122V216H121ZM180 218V217H179ZM205 219H209V218H207V216L206 217H204ZM217 218V219H216ZM225 217H223V219H224ZM209 219V220H210ZM225 219H227V218H225ZM122 220V219H121ZM120 220V221H121ZM212 220V221H213ZM188 221V220H187ZM197 221H199V220H195V222H196V224H198L199 222H201V220L197 223ZM119 222V221H118ZM216 222V223H217ZM223 222V220H222V224L224 223ZM247 222H250L249 220L247 221ZM121 222H119V224H120ZM178 223H180V222H178ZM184 223V222H183ZM185 223H187V222H185ZM208 223H211V222H208ZM208 223L206 222L205 224H207L206 226L208 227L209 225H208ZM111 224V225H110ZM115 225L117 224V223H114ZM112 225V222L110 223H108V224H106V226L108 227L109 225H110V227L112 226V227H116L115 225ZM177 223H175V225H176ZM202 224V223H201ZM200 223L198 224V225H196V227H198L199 225H201ZM238 224V225H237ZM247 224V223H246ZM249 224H251V222L249 223ZM118 225V224H117ZM172 225V224H171ZM170 225V226H171ZM174 225V226H175ZM183 225V224H182ZM192 226H193V224H191ZM190 225V226H191ZM220 225V224H219ZM252 225V224H251ZM189 226V227H190ZM195 226V225H194ZM202 226H203V224H202ZM213 226V224L211 223L210 224V227L212 228V227H214ZM166 227V226H165ZM165 227H164V229H165ZM168 227H169V225H168ZM167 227V228H168ZM204 227H205V225H204ZM218 227H220V230H217V228ZM118 228V227H117ZM120 228V227H119ZM195 228V227H194ZM200 228V227H199ZM0 229H3V227H1ZM190 229V228H189ZM196 229V231H198L197 232V234L196 235H198L199 234V229L197 230V228H195ZM166 230V229H165ZM201 230V229H200ZM203 231H207L206 229L204 230V229H202ZM246 230V231H245ZM7 231V230H6ZM168 231V230H167ZM192 231H193V228H192ZM212 231H207V232H209V234L212 236ZM215 231V232H214ZM217 231V232H216ZM245 231V233H243ZM249 231V230H248ZM1 232H2V230H1ZM0 232V233H1ZM4 232V231H3ZM5 233H7V232H4V233H2V235L3 234H5ZM112 233H114L113 231H112ZM116 233V232H115ZM187 233H188V231H187ZM196 233V232H195ZM244 235H243V234ZM189 234V233H188ZM187 234V235H188ZM191 234V233H190ZM192 234H194V232L192 233ZM196 235H194V236H192V238L194 237V238H196L197 239V236ZM207 235H208V233H207ZM209 235V236H210ZM241 235V236H240ZM190 237H191V235H190ZM190 237H188L189 239H190ZM213 238H214V236H212ZM212 237H208L207 236V238H211L212 239ZM240 237H242V238H240ZM191 238V239H192ZM206 238V237H205ZM214 238V239H215ZM188 239V240H189ZM190 239V240H191ZM213 239V240H214ZM189 240V241H190ZM193 240V239H192ZM244 240H243V242H244ZM199 241V240H198ZM188 242V241H187ZM195 242V240L193 241V243ZM190 244L192 243V241L191 242H189ZM192 243V244H193ZM210 243H211V246H210ZM226 243H229L228 245H229V247H226L227 245H226ZM245 243V242H244ZM30 244H32V242H30ZM188 244V243H187ZM207 244V245H208ZM223 244V245H222ZM34 245V244H33ZM198 245V244H197ZM196 245V246H197ZM198 245V246H199ZM226 245V246H225ZM240 245V244H239ZM29 246H31V245H29ZM186 246V245H185ZM189 245H187V247H188ZM193 246V245H192ZM6 247V246H5ZM5 247H3V249L5 248ZM28 247V246H27ZM177 247H179V246H177ZM191 247V246H190ZM190 247L189 248H187L186 250H188L189 251V249H190ZM208 247V246H207ZM212 247V248H211ZM7 248H8V246H7ZM26 248V247H25ZM33 248V247H32ZM175 248V247H174ZM196 248H198V247H196ZM195 248V249H196ZM39 249H41V248H39ZM179 249V248H178ZM194 249V248H193ZM24 250V249H23ZM44 250V249H43ZM50 250V249H49ZM53 250V249H52ZM175 250V249H174ZM173 250V251H174ZM182 250H183V248H182ZM181 249H179V251H176L177 253H179V252H181L182 251ZM184 250H185V248H184ZM264 250V249H263ZM2 251V250H1ZM45 251V250H44ZM202 251V252H201ZM209 251H210V253H209ZM40 252V251H39ZM47 252V251H46ZM51 252V251H50ZM186 252V251H185ZM184 252V253H185ZM213 252V253H212ZM216 252V253H215ZM238 252V253H237ZM27 253V252H26ZM52 253V252H51ZM55 253H56V251H55ZM176 253V254H177ZM189 253V252H188ZM215 253V254H214ZM2 254H4V252L2 253L1 252V255ZM24 254V253H23ZM43 254V253H42ZM180 254V253H179ZM181 254H183V253H181ZM192 254V253H191ZM190 254V255H191ZM25 255V254H24ZM184 255V254H183ZM188 255V254H187ZM230 255V256H229ZM263 255H264V252H263ZM37 256V255H36ZM204 256V257H205ZM209 256V257H208ZM21 257V256H20ZM22 257H23V255H22ZM40 257V256H39ZM195 257H193V258H195ZM199 256H197V258H198ZM211 257H213V256H211ZM210 257V258H211ZM227 257V258H228ZM24 258V257H23ZM33 258H34V256H33ZM35 258H38V257H35ZM25 259V258H24ZM31 259V258H30ZM40 259V258H39ZM21 260V259H20ZM40 260H42V259H40ZM39 260V261H40ZM195 260H197V259H195ZM209 260V259H208ZM223 260H226V259H223ZM223 260H221V262L223 261ZM228 260H230V258L228 259ZM228 260H227V263H228ZM233 260V259H232ZM235 260V259H234ZM25 261V260H24ZM27 261V263H28V260H26ZM38 261V262H39ZM193 261V260H192ZM231 261V260H230ZM31 262H32V260H31ZM41 262V261H40ZM39 262V263H40ZM46 262V261H45ZM198 262H200V261H198ZM202 262H201V264H202ZM206 262H208L207 264H209L210 263V260L209 261H206ZM205 262V263H206ZM220 261H219V263L220 264H224L225 263V261H224V263H221ZM5 263V262H4ZM18 262H16V264H17ZM30 263V262H29ZM28 263V264H29ZM34 263V262H33ZM32 263V264H33ZM226 263V264H227ZM13 264V263H12ZM193 264V263H192ZM195 264V263H194Z\"/></svg>",
    "mask_w": 264,
    "mask_h": 264
}]
</instances>
